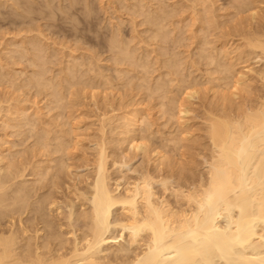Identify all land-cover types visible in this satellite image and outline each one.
Here are the masks:
<instances>
[{
  "label": "bare ground",
  "instance_id": "1",
  "mask_svg": "<svg viewBox=\"0 0 264 264\" xmlns=\"http://www.w3.org/2000/svg\"><path fill=\"white\" fill-rule=\"evenodd\" d=\"M19 1H21V0H19ZM19 1H18V6H19ZM180 1L182 2V0H180ZM195 1H194V3H195ZM230 1H232L231 4L234 7L233 9L234 10L236 9L238 14H239V12L240 13L245 12L244 10L246 8H249L250 11H252V8H250L252 6L251 3H253V5L255 7H257L254 3L257 0H254V2L251 0H230ZM258 1H262V0H258ZM12 2L15 3L16 0H14V1L12 0ZM71 2H74V1L72 0ZM153 2H155V1H153ZM156 2H157V0H156ZM159 2H160V0L157 2V4ZM161 2H162V0H161ZM181 2L179 3L180 5H181ZM203 2H201V0H200V4H199L200 8L202 7V5H204V4H202ZM263 2H264V0H263ZM194 3L192 0V4H194ZM214 3H212V4H214ZM217 3H215V4H217ZM136 4L137 3L133 4V6ZM190 4H191V0H190ZM231 4H229V7ZM256 4H258V2ZM261 4H262V2H261ZM76 5H77V1H76ZM144 5L142 8H145L146 5L148 7L150 6L149 4H146L145 6ZM70 6L72 7V3L70 4ZM86 6H87V4L85 5V8H86ZM154 6H157V7H155V9L157 8L158 10H160L159 9L160 6H159V8H158V5H154ZM164 6H165V4L164 5L161 4L162 9L160 10V13H162L163 8H164V10L166 9V7H164ZM169 6H170V4H169ZM173 6H175L174 2H173ZM16 7H17V4H16ZM22 7H24V5ZM27 7H30V5H27ZM71 7H69V8H71ZM89 7H90V5H89ZM128 7H130L129 4H128ZM151 7H152V5H151ZM177 7L175 10H178L179 7H181V6H179L178 9H177ZM194 7H196V5L193 6V9L191 8L192 11L194 10V13L198 11V13H199L200 8H199V10L197 9V11H195ZM197 7H198V4H197ZM214 7H213V9H214ZM255 7H253V8H255ZM135 8H136V6H135ZM168 8L170 9V7H167V9ZM138 9L139 8H137V10ZM146 9H148V8L146 7ZM149 9H151V8H149ZM149 9H148V11L146 10L145 13H144L145 9L141 10V11H143V15H145L146 13L148 14ZM224 9H225V7L223 8V11H224ZM259 9H261L260 5H259V8L257 7L258 12H260ZM24 10H25V8H24ZM59 10L61 11L62 9L59 8ZM73 10H74V8H73ZM89 10H90V8L88 9V11ZM134 10H136V9H134ZM203 10H204V7H203ZM209 10H211V9H209ZM216 10L217 9H215V14H217ZM221 10H222V8H221ZM255 10H256V8H255ZM32 11H33V9H32ZM36 11H37V9H36ZM48 11H49V9H48ZM132 11H133V9H132ZM226 11L228 12L227 8H226ZM229 11H231V10H229ZM246 11H247V9H246ZM22 12H23V10H22ZM63 12H64V10H63ZM79 12H80V10H79ZM138 12H140V11H138ZM156 12H157V10L156 11L154 10L155 14H152V16H151V13H153V11H151V13L149 12V14H150L149 17L151 16V19L149 18L145 21H148V22L152 21V24L157 22L156 27L157 28L159 27V30H160L159 32H157V34H158L161 32V27L164 24H165L164 30L167 28L166 27L168 25L167 22H169L167 15L169 14V12H170V14H172V12H171V9L168 13L166 10L165 13H167V15L165 16V18L167 17V20H166L167 22L164 21L165 23L163 22V20H165V18H164L165 14L162 17V14L160 15L158 12L157 13ZM188 12H189V10H188ZM205 12L206 11L204 10L202 14H199V15L197 14L198 17H201V16L203 17L205 15ZM227 12H225V13L227 14ZM57 13H59V12H57ZM83 13H84V11H83ZM85 13H86V11H85ZM91 13H90V15H91ZM212 13H214V11H212ZM234 13H236V12H234ZM246 13H247V18H248V12H246ZM254 13L256 14L257 11ZM262 13H264V12H262ZM23 14H24V12H23ZM25 14H27V13L25 12ZM147 14H146L145 19L148 18ZM175 14H176V12H175ZM191 14L193 15V13H191ZM208 14L211 15L210 13H208ZM250 14H249V16H251V18L253 19L252 22L255 21L254 19H258V22L261 23L259 21V17L261 16L260 13H259V15H260L259 17H257L258 13H257V15H255V14H252L250 12ZM173 15H174V12H173L171 18H173ZM244 15H242V17ZM262 15L263 16H261L260 19H263L262 21H264V14H262ZM88 16H89V13H88ZM211 16H212V18L208 17L209 19H207V20L205 19V17L204 18L201 17L203 20L200 19L199 21L202 20L205 22V20H206L209 22V21H212V20L218 18V17L214 18L213 15H211ZM237 16H234L233 18H235ZM255 16H256V18H255ZM23 17H25V16H23ZM50 17H51V14H50ZM198 17H194V18H197V20H198ZM229 17H230V14H229ZM221 18H224V17H221ZM233 18H231V20H230L231 22H233ZM237 18L235 20L236 22H237ZM34 19L35 18H33V20ZM50 19H52V18H50ZM228 19H230V18H228ZM238 19H240V18H238ZM224 20H225V18H224ZM192 21H194V20L192 19ZM202 21H201V24L204 25L203 27L209 26V24H207V26H206L205 25L206 22L204 23ZM240 21H242V20L240 19ZM179 22H181V21H179ZM195 22L196 21H194V23ZM222 22H220V24H219L220 27L222 26V24H221ZM250 22H251V19H250ZM256 22H257V20H256ZM160 23H162V24H160ZM209 23L211 24L212 22H209ZM215 23H217V22H215ZM243 23H241V24H243ZM158 24H159V26H158ZM245 24H246V22H245ZM245 24L241 25V28L244 27ZM247 24H248V25H246L247 30L244 29L245 31H243V29H241V28H240L241 30L240 29L238 30L240 22H239V25L237 24L238 33L240 31L241 33H239V35H240V37L241 36H243V37H241V39L239 38V42H242V43L240 44L238 42L239 45L236 46V49L233 48L232 51L231 50L228 51L229 46H227L228 50H225L226 49V46H225L226 43L225 42H227V41L224 42L225 38L223 39V42H224L223 44H225L224 45V51H223V54H222V51L220 53L224 57L221 56L220 58H222V60L225 59V61L227 58V60H229V61H226V63L228 62V64H225V62H224V65L222 62L220 67H223L224 70H222V68H221V70L219 72H220V74L223 72H225V73L228 72V75H224L225 74L224 73V74H222L223 76H221L218 72V74L220 76L218 75L217 77H215L213 74V76H211V77H214L213 80L214 81L216 80V83L218 81L219 84H220V80H223L221 82L225 81V83L221 84V87H222V85L224 87V84H225L226 88L224 87L223 89H221L219 87L218 83H217L218 87H216L215 85H214V87L210 86L211 89L212 88L214 89V92L217 88L221 89V90L219 89L220 91H222L221 94H220V91H218V90L217 91L220 95V99H218V100L222 101V103L220 102L221 105H218V107L221 106L220 108H215L214 110L210 111L208 113L209 114L208 118L206 117L207 120H205V121L208 122L207 128L205 126V128L207 129L205 132L206 133L205 136H206V140H207L206 144H205L206 147L204 150H202L201 153L199 152L200 151L199 148H198V150H199L198 153H197V149H195L196 153H197L196 156L194 154H193L194 156L191 155L192 153L189 152L191 150L190 147H189L190 150L188 152L185 151L186 148L183 150V148L185 146L188 147V145H186V143H185V145L183 143H182L183 145L181 144L183 146L182 150H181V148H178L177 143H178V145L180 144L179 142L181 140L179 141V138L182 137L180 132H179V134L181 137H179V134L176 133L178 135V137H176L177 135L175 137L178 139L175 140V138H173L175 142H174V150H171L172 152L168 151V149L165 150L164 148H163L164 150L163 149L159 150L158 149L159 147L157 145L156 146L158 148H156V149L149 150V147L147 149V146H149L148 144L151 141H149V143H148L146 141L147 138H145V136H146V134H148L149 136L148 135L147 136L151 137L150 134H152V133H150V132L144 133L142 131L140 132V130L138 128H139L140 124L142 127L143 123H141V122L146 123V121H148L147 123H149L150 125L151 124L154 125V123H150L151 118L148 119V117L146 116L147 117V120H146L145 115L139 113L140 112V110L138 108L139 107V102H138L139 97L137 98L138 103H136V101L134 100L135 98L133 99V96L130 95V93H129V95L132 96V99L135 101V104H137L138 107L135 105V108L138 109L139 112L136 113L134 111V113H132V111H133V107L131 106L132 104L128 105L132 108V111L130 109L131 115H129V117L128 116L123 117L124 115L122 117L121 116L115 117V119L117 118L118 121L119 120L123 121L121 124H120V122H118L119 125H116V126H113V124H112L115 122V120H114V117H110L111 115L108 114L109 110L106 112L109 116L102 112V114H103L101 116L102 118L98 115V113H96L95 117L99 116L98 118H101V123L98 121L99 126L96 125L97 127H100L99 132L101 130L100 134H97V137L94 138L96 143L93 141V138H91L92 144H93V142L95 143L94 151L96 150L95 151L96 155L94 157H92V151H93V149H92L93 147H92L91 148L92 149L91 156H89V158L90 159L94 158V159L92 160V162H90L91 166H83L84 169L86 167H88V168L91 167L88 169L89 171L88 170H87V172H81V171L78 172L77 171V172H75V174H73V171H75V169L81 170V168H82L79 165V169L75 168L76 167L75 166L74 167L75 169L73 171L71 170V169H73V167L71 165L73 163V161H71V160L74 159V156L72 154L74 153V155H75V153H76L75 151H78L80 149V147H81V149L84 148L80 145H83L82 140H83V142H85V140L82 139V137L84 138L85 136L83 135L81 137L79 134L80 133L79 131L81 130L84 132L85 128H89V127L92 128V125L90 126V124H89L88 125L89 127L86 126L83 128L84 129L83 130V129H81V126H76V125L73 126L72 122H71L72 125L69 123L71 125L70 126L68 124V121L65 120V121H62L64 123H62L60 121L63 124V126L59 125L60 122L58 123V125L60 127L62 126L61 129L58 128L57 131H53L51 129V123L48 124L44 120H41L43 122V126L34 128V125H33L34 123H33L32 114H31L32 111L28 112L31 110L30 108H28V111L25 109L27 107V105H29V102L27 101V99L23 98L24 92L22 93V98L24 99V102L23 103L21 102V103L23 105L25 103V100H26V102L28 104L25 103V105H26L25 108L20 107L19 106L20 103L15 104L17 106H14L13 103L14 102L16 103V101H13L12 104H9L10 101L9 102L7 101V103L9 104L8 105L7 103H5L4 98L2 97V96H4V94L1 95L3 100H0V124L1 123L5 124V126L2 125V127L4 128L3 130L5 131V127H6V125H8V129H9V127H12V129L10 128V131L13 130V128H15V129L17 128L19 131L22 128L23 131H21V133L24 134L27 130H29L28 126L29 127L31 126L30 127L32 129L31 133L33 132L31 137H36V138H35V140H33L34 144H31L30 152L28 149V154H27V149L25 150L26 153L23 152V155H21V153H19V149H16V152H14V153L15 154L19 153L20 155L18 154V156H20V157L16 160L14 159L15 161L10 159V155H9V154H11V152L9 153V150L12 148L11 147L12 145L8 146L7 152L9 154L7 156V155H5L6 153H4L6 151V149L4 151L2 144H1L2 149L0 148V264H215L216 258H223V259H225V261H227L228 264H264V68L258 69L260 71L257 70L261 75L262 84H260V85H261L262 89H261V87L258 89V90H260V89L261 90L258 93L256 92L257 93L256 95L254 94L255 97H253V94H252V89H253L252 82L253 81H250L251 84L249 83V79H251V78L244 77L246 75V73L242 69H240V70L238 69L239 72L236 71L237 69L234 70L236 60L240 61L241 59L250 58L252 55H253V58H257L259 60L258 61L255 59L256 61L264 62V22L261 23L262 24L261 26L259 25L260 27L257 26V28L254 27L253 29L249 28V27L253 26L252 24H251V26H249V22ZM149 25H150V23H149ZM188 25H189V23H187L186 27ZM191 25H192V23H191ZM153 26H155V25H153ZM153 26H152V28H154ZM211 26H213V23ZM218 26H216V27H218ZM224 26H225V24H224ZM37 27H38V25H37ZM234 27H236V25H234ZM35 29L36 28H34V30ZM175 29H173L174 31L172 33L175 32ZM209 29L210 28H208V31H210ZM231 29H233V28L231 27L230 30ZM162 30H163V28H162ZM183 30H182V32H183ZM217 30H218V28H217ZM228 30L226 31L227 32L226 34L230 35L231 32L229 33ZM30 31H31V29H30ZM50 31H51V28H50ZM115 31H116V29H115ZM118 31H119V28H118ZM120 31H122V29ZM26 32H28V31H26ZM36 32H38V31H36ZM40 32H42V30H40ZM20 33H22V31ZM33 33H34V31H33ZM153 33H152L151 37H153ZM155 33H154V37L156 36L155 38H157L158 35H156ZM208 33L209 32H207V35H208ZM214 33H216V32H214ZM236 33H237V31H236ZM27 34H30V33H27ZM110 34L112 35V32ZM119 34H120L119 32L117 34H113L114 36H113L112 40L109 39L111 37V36H109L108 39L111 40V42H110V45L107 46V48L111 49V51L113 49L118 51V49H116V48H121V50H122V52H120V51L116 52L115 54L116 55L119 54V57H115L116 56L115 55L114 56L115 60L111 61L112 62L111 65L114 66V69H112V70H114L115 73L117 72V75L115 74V76H117L118 78L120 76V72H118V71L122 69V67H120L119 70L117 69L118 65L120 64V61L123 63V61L126 60L125 58L127 56L131 55L130 51H129V47H130V50H132V47L130 46L129 43H127L129 45L128 48H126L127 46L125 47L126 43H124V46H123V44H122L123 35L121 36V38H122V41H121L118 37ZM168 34H169V32H168ZM203 34H204V32H203ZM39 35L41 37V34H39ZM43 35H42L43 36L42 40H44V37H45V34H43ZM202 35H199V37H198L195 34V36H197V38H200V39H201ZM191 36H190V38H191ZM204 36H206V34H204ZM209 37L212 40L213 36L212 37L209 36ZM226 37H229V36H226ZM26 38H27V36H26ZM158 38L160 39V36ZM161 38L163 40L166 39V41H167V38H169L167 35V30L165 31V33H162ZM213 38H215V37H213ZM220 38L222 39L221 36H220ZM221 39L217 40V38H216L217 41H221ZM234 39H235V37L233 38V40L231 37V40L235 42ZM39 40H41V39L39 38ZM133 40H134V38H133ZM133 40L130 39V43ZM150 40H152V39H150ZM153 40H156V39H153ZM207 40H209V39H207ZM20 41H22V40H20ZM37 41L38 40H36L35 36L32 38V40L30 38V42L33 45V47L28 43L29 44L28 46H31V48L30 47L28 48V49H30L28 51H27V48L24 47L27 45H24V43H23L24 41H23L20 44V46L22 47V44H23L24 49L20 48V50L23 49V51H24L26 49V51H24L23 55L25 56V53L28 52L27 55L29 56V54H30L29 57H31V52H32L33 53L32 59H30V60L27 59L26 61L30 62L29 65H31V67L33 65H35V66H38L39 68H41V70H42V67H44V70H43V72L42 71L39 72L40 70L38 72L37 71L34 72L35 68H37V67L34 68V66H33L34 71L32 70V72H31L33 74H30L31 77H33V78L30 77L31 79L29 78L30 81H28L26 79L27 77L26 78L24 77L26 82L21 81V83H20V81H19L20 84H18L17 86L20 88V85L22 84L21 88H25V86L28 87V85H29V86H33L32 90L35 87V89H37V91L39 90L38 88H40V89L43 88V91H46L45 90L46 87L53 84V92L52 93L50 92L51 94L49 93L50 95H52V97H51L52 99L50 100V104L52 106L51 102H53V104H55V102H56V104L61 102V105H62L63 102L65 103L64 99H66V95H64V93H66L67 91L65 92L64 87H62L64 89V90H62V88L58 85V81L60 82L62 79L64 80V78H65L64 83L66 81L67 83L70 84V86L72 85L71 87H73V86L75 87V86H77L76 84H78V86H79L80 84L83 83V82L82 83L78 82L79 80H76V79H78V77H79L80 80H82L84 77L82 78L81 76L77 75V73L79 71H76V68H75V70H74V68H73V70H72V68H70V67H72V65H69V64L74 63L75 62V59H74V62L68 61L69 62V64H68L69 65V69H68L69 72L67 74L65 73V72H67V69L65 70V72H64V70L62 71L60 69V71L62 73V74L60 73V76L63 74L65 76L63 75L64 78H62V79L60 78L61 80H58L56 82L57 85L54 84L55 82H53L54 81L53 78L57 75H54V77L51 76V79L49 78L50 80L47 79L46 76L48 74L50 75V72L52 71L50 69H49L50 71L49 70L47 71V68H49L48 66H50V68L52 69L51 65L54 64V63H52L53 61H51V59H49V57L51 58L53 56L47 57L46 55H51V53L48 54L49 51L46 50L47 53L44 54L43 49L40 48V47H44L43 45L45 44V42L43 41L44 42L43 45L41 44V46L38 48ZM124 41H126V40L124 39ZM127 41L129 42V40H127ZM168 41H169V39H168ZM205 41H206V39H205ZM205 41H204V44H205ZM213 41H215V40H213ZM54 42L56 43V41H54ZM141 42H140V44H141ZM175 42H176V40H175ZM39 43H41V42L39 41ZM150 43H151V41H150ZM218 43H221V42H218ZM228 43H229V41H228ZM36 44H37V46H36ZM148 44H149V42H148ZM170 44H171V42H170ZM206 44H207V42H206ZM211 44H212V42H211ZM211 44H208L205 46L207 47L210 45V48H211ZM230 44H231V42H230ZM17 45H19V44H17ZM161 45L163 46V43L160 44V46ZM213 45H215V43L212 44V47H213ZM46 46H47V42H46ZM173 46H174V44L172 45V47ZM181 46H183V44ZM201 46H204V45H201ZM216 46H217V43H216ZM234 46H235V44H234ZM168 47H170V45H168ZM4 48H5V46H4ZM135 48H136V46H135ZM135 48L133 47V50ZM178 48H179V46H178ZM217 48L215 47L216 51H217ZM222 48H223V46H222ZM17 49H19L18 46H17L16 50ZM32 49H34V50L31 51ZM48 49H49V46H48ZM140 49L141 48H139V50ZM150 49L153 50V48H150ZM219 49H218V52H219ZM16 50H14L15 53H17V52L19 53V51L16 52ZM133 50L131 51V53L132 52L134 53V51H135V53H137V51H136L137 49L134 51ZM156 50H157V48H156ZM202 50H203V48L200 50V52L198 50V53H201ZM206 50H205V53L202 52L201 54H199L200 57L197 54L196 55L197 58L198 57L201 58V56L203 54H206ZM211 50H213L212 52H215L214 48H211ZM12 51H13V49H12ZM12 51H11V53L10 52L9 53L12 54L13 53ZM29 51H31V52L29 53ZM208 51H210L209 48H208ZM71 52H73V51H71ZM90 52L93 53L92 50L89 51L88 53H90ZM120 53H121V56H120ZM146 53H148V51ZM159 53L161 55V51H159ZM159 53H157L158 56H159ZM164 53H165V51H164ZM216 53L214 54V56L216 55ZM234 53H236V55H235L236 60L234 59V55H233V57L231 56ZM107 54H108V52H107ZM168 54H170V53H168ZM208 54L209 53H207V55ZM23 55L21 52V59H18L20 56L18 57V55H17V57H18L16 59L17 64H15V65H19L18 61L22 60ZM139 55L140 54H138V56ZM142 55H143V59H140V61H144V63H145V60H147V62H149L147 59L148 55H146V59L144 58L145 55L144 54H142ZM164 55L162 53V57H160V58H162V60H165V58H166V57H164ZM219 55L220 54H218V60H219ZM136 56H137V54H136ZM171 56H173V55L171 54ZM171 56H170V58H171ZM196 56L194 55V57H196ZM67 57H68V55H67ZM97 57H98V55H97ZM114 57H112V58L114 59ZM134 57H135V55H134ZM157 57H155V58L157 59ZM176 57L178 58L177 55H176ZM180 57H181V55H180ZM205 57H206V55H205ZM26 58H27V56H26ZM47 58L49 59L50 62L45 69V66L48 63ZM88 58H89V56H88ZM93 58L94 57H92V59H89V60H93ZM100 58H101V56H100ZM100 58H98V61ZM109 58H111V56ZM177 58H176V60H177ZM156 59H154V60H156ZM172 59H173V57L171 58L170 61H172ZM180 59L181 58H179L178 64L176 63L177 66L174 64V60H173L172 64L174 65V67L176 66L177 68H178V65H180V67L182 66V69H183L184 64L181 65L180 62L183 61L184 59H182V60H180ZM208 59H209V61H208ZM76 60L78 62L79 59H76ZM89 60H88V63L90 64ZM96 60H97V58H96ZM131 60L134 61L133 64L135 63L134 64L135 68H133V70H137L138 67L136 68V65H137L138 59L136 60L135 58L133 59L132 57H130V61H128V58H127L126 62H128V65H129V63H131ZM135 60H136V62H135ZM154 60L152 62H149V63L153 64ZM159 60H158V62H159ZM176 60H175V62H176ZM215 60L216 59L213 58V55H211V52H210L209 56L206 57V60L203 58V61H206V62L208 61V63H203V64H212ZM218 60H216V62ZM233 60L235 62H233ZM165 61L167 62V60H165ZM186 61H183V63H186ZM239 61H237V64ZM248 61H250V59ZM86 62L87 61H85V64H86ZM107 62L109 63V61H107ZM113 62L116 64L114 65ZM229 62H230V64H229ZM65 63H66V65H65ZM65 63L63 65L68 66L67 62H65ZM93 63H94V61L92 62V64ZM97 63H99V62L96 61V65H97ZM100 63H102L101 59H100ZM122 63H121V66H123ZM159 63H161V62H159ZM189 63L191 65L193 64V63H191V60ZM240 63H242V62H240ZM138 64H140L139 60H138ZM162 64H163V62H162ZM217 64H216V66H218ZM77 65H78V67L79 66L83 67L84 64L81 66L80 63L79 64L77 63ZM77 65L75 63V65H73V67H76ZM107 65H106V68H107ZM125 65H126V63H124V66ZM156 65L153 64V67ZM169 65H171V64H169ZM245 65H246V62H245ZM65 66H64V68H65ZM85 66L87 67V65H85ZM98 66L99 65H97V67H96L94 64V65H92V68H94L96 70V69H98ZM100 66H101V64H100ZM100 66H99V71L101 72ZM129 66H127V68ZM138 66H140V65H138ZM151 66L152 65H150V68H151ZM165 66H166V64H164V66H162V68L165 69L166 68ZM209 66L210 65H208V67ZM216 66H214L213 69H212V67L210 68V69H212V70H210L211 73H217L215 71ZM78 67H77V70H78ZM146 67H147V70H145L146 68L144 69V67L142 65L141 70L144 69L145 71L148 72V69H150V68H148L149 66H146ZM159 67H160V64H159ZM193 67H195V64ZM263 67H264V63H263ZM28 68H30V67H28ZM92 68H91V70L90 69L89 70L87 69V70L91 71L92 74H95V71H94V69L92 70ZM108 68H110V67H108ZM130 68L132 69V67H129V71H130ZM172 68L173 67H171V70L173 71L174 68L173 69ZM184 68L185 69H183V70L181 69V71H183L182 72L183 75H184V72L186 70V67H184ZM248 69H247V71L249 72L250 69L249 70ZM254 69L255 68H252L250 73H252V71H253V74H254V71L256 72V70H254ZM12 70H14V69H12ZM20 70H26V68L25 69L21 68ZM165 70H167V69H165ZM178 70H179V68H178ZM207 70H209V69H207ZM213 70H214V72H213ZM241 70L244 72H241ZM14 71H13V75L10 76V79H11V77L14 78V73H15ZM85 71L83 72L84 74H85ZM99 71H97V72H99ZM123 71H125V70H123ZM156 71H158V69ZM172 71L171 72L168 71L165 78H167L168 73L170 74V76L172 74L173 76L171 77L169 83H171V86H172L173 82L175 83L176 82L175 80H177V86H176V83H175V86L177 87L176 89H178V87H179L178 83L179 82H178V79H176L177 75L175 76L176 78H174L175 80L173 79V82H171L172 78L175 75V74H173ZM187 71H188V69H187ZM210 71L205 72L206 75H208V74L210 75ZM19 72L23 73V71H19ZM47 72H48V74H47ZM121 72H122V70H121ZM125 72H122L121 75ZM248 72H247V75H248ZM25 73L27 74V71ZM25 73H24V75H25ZM88 73H90V72H88ZM101 73H102V75H101V77H102L104 73L103 72H101ZM128 73H130V72H128ZM165 73H166V71H165ZM259 73H256L257 74L256 77L259 75ZM0 74H2L4 76V80H5V76L6 77L8 76L6 74L4 75L3 73H1V71H0ZM45 74H47V75H45ZM84 74H82V76H84ZM126 74H127V72H126ZM147 74L144 73L145 76ZM180 74H181V72H180ZM192 74H193V72H192ZM16 75H17V73H16ZM51 75H52V72H51ZM86 75H87V73H86ZM98 75L100 76V73ZM98 75H97V73H96V76L94 75L95 77H94L93 81H95V78L98 79L97 78ZM108 75H109V73H107V77L106 76H104V77L109 79ZM162 75L163 74L161 73V75H160L161 77L158 76L159 80H156L157 82L158 81L160 82L161 79H164V75L163 76ZM209 75L207 77H209V81H210ZM249 75L248 76L251 77V74H249ZM21 76L23 77V74ZM60 76H58V77H60ZM127 76H128V74L126 75V77ZM139 76H141L142 77L141 79L143 80L142 72H141V75H139ZM58 77L55 78V81H56V79H58ZM91 77L93 78V75ZM101 77H99V78H101ZM104 77H103V79H105ZM123 77H124V75H123ZM256 77L253 76L254 79ZM19 78H21L20 74H19L18 79ZM24 78H23V80H24ZM92 78H89V76H88L87 81H85L86 78L84 79V81H85L84 85L86 86V90H85L84 85H81V87L79 86L80 90L83 89L84 91H86V92H83V96L82 95L80 96L82 100H83V97H86L84 94L87 93L89 95L88 92L91 91V89L89 88L88 85H90V87H91L90 83L92 82ZM120 78H121V76H120ZM133 78L134 77H132V79ZM148 78H149V76H148ZM180 78H181V76L179 77V79ZM184 78H185V75H184ZM194 78H196V75ZM8 79H9V77H8ZM16 79H14V80H15V83L17 84L18 79L17 80ZM74 79L77 82H73ZM88 79H91V81H88ZM108 79L105 80V82L107 81V84L104 85L105 88L107 87L108 82L110 81V79L109 80ZM136 79H137V77H136ZM152 79H154V78H152ZM185 79L190 80L188 76ZM191 79L193 80L192 76H191ZM133 80H132V82H133ZM142 80H141V82L143 83ZM145 80H147V79H145ZM184 80L183 81L181 79L179 80L182 82L181 84H183L185 82L183 84L184 86L182 85L184 91L181 90L182 86L179 87V88H181L180 93L181 92L186 93V94H184V95H186V98L184 100L182 99L183 101H185L187 99V92L186 91H188V98H190L191 96L193 98V96L195 94H198V95L200 94L199 90H200V88H201L200 86L202 84L205 86L208 83H210V82H207L208 80H205L207 82V84H205V82L204 83L202 82V84L200 85V83L198 82L199 79L198 80L196 79L198 82V87L195 85L197 82H194V84H193L194 87L195 88L197 87V89H195L194 87L192 88L193 85L191 84V82L193 83V81H190L189 82L190 85H189ZM259 80H260V78H259ZM118 81H120V80H118ZM130 81H131L130 79H129V81L127 80V84H125V85L132 87V85H130L132 82L130 84H128ZM149 81L151 82V78ZM12 82H14V81L12 80ZM12 82H11V84H13ZM105 82L103 80V84H105ZM211 82H212V79H211ZM23 83H28V84H25V86H23ZM31 83H32V85H31ZM61 83H62V85H64L63 82H61ZM61 83H60V85H61ZM110 83L113 85L112 81ZM110 83H109L107 88H109L111 90V87H112L111 91L117 90L116 89L117 85L115 88V87L111 86ZM135 83H134V85L137 86V84H135ZM138 83L140 84V81ZM152 83L153 82H151V86H152ZM214 83L215 82H213V84ZM92 84H93V88H94V85L96 86V90L95 89L92 90L93 92H91L90 96L93 97L94 100H96L97 94H98V96L101 94V93H99L100 88L97 90V87H100L103 84L100 86H98L99 84H94V82H92ZM123 84H124V82H123ZM185 84L186 85L188 84L187 87L190 86V88H192L191 92H189L190 88L185 90L186 89V88H184L186 86ZM210 84L212 85V83H210ZM14 85L15 84H13L10 87L13 88ZM125 85H124V87H125ZM165 85L167 86L168 83H165ZM165 85H163V87ZM66 86H67V84H66ZM78 86H77V88H78ZM104 86H102V87L105 90ZM109 86H111V87H109ZM119 86H122V85H119ZM140 86H141V84H140ZM140 86H138V87H140ZM153 86L149 87V88L147 86V88L144 89V93H145L146 89L149 90L150 88H152L151 92L154 93L157 88H155V90L153 92ZM36 87H38V88H36ZM68 87H69V85H68ZM71 87H69L68 90L74 89L73 92L74 93L77 92V89L75 90V88H71ZM142 87H143V84H142ZM163 87H161V88H163ZM87 88H89V89L87 90ZM107 88L104 92L102 90L103 93H105V92L107 94L109 93L108 95L105 93L104 97L102 96L103 100L100 96L101 100H99V101H102V103H104L106 101L109 102V100L112 99L111 98L112 95L114 94V92H110ZM136 88H135V90H136ZM254 88L256 89V86ZM25 89H27V88H25ZM130 89H132V88H130ZM193 89H195V90H193ZM211 89L209 88V90H211ZM213 89L211 90L212 92H213ZM16 90H17V88L14 89L15 92H16ZM32 90L30 89L29 92ZM166 90H167V92H166ZM166 90H165V92L168 94V92H170L172 89L170 91H168L169 89L167 87ZM17 91H19V90H17ZM37 91H36V93H38ZM43 91H42V89L39 91L40 95L43 94L42 93ZM49 91H51V89H49ZM49 91H47V92H49ZM97 91H98V93L95 94ZM119 91L121 92V89ZM119 91H118V93L115 92V94L117 96H122L119 94ZM127 91L125 93H127ZM158 91H159V87H158ZM163 91H164V89H163ZM217 91H216V93H217ZM73 92H72L73 98L72 97L70 98L71 91H69L66 100H68V97H69V99L76 101L75 95H77V93L74 95ZM133 92H134V89H133ZM159 92H161V91H159ZM159 92L157 93L158 95H159ZM172 92H173V90H172ZM172 92H170V93L172 94ZM6 93H7V91L5 92V96H7ZM9 93H8V95H9ZM27 93L28 92H26V95H27ZM92 93H93V96H92ZM14 94L15 93H12V98H13ZM80 94H82V93H80ZM115 94H114V96H115ZM157 94H155V96H158ZM160 94H161V96H163L162 95L163 93H160ZM176 94H178V93L176 92ZM181 94H183V93H181ZM19 95H21V94H18V96ZM136 95H139L138 92ZM143 95L146 96V94H143ZM150 95H151V93H150ZM172 95H174V94H172ZM184 95H182V96H184ZM18 96H17V99L19 100ZM78 96L79 95H77V97ZM126 96L128 97V95H126ZM161 96L159 97V99L161 98ZM9 97H11V95ZM32 97H33V95H32ZM34 97H36L35 93H34ZM87 97H89V96H87ZM163 97L165 99V95ZM166 97H168V96L166 95ZM174 97H176V96L174 95L172 98L170 96V99H173V100H171V101L168 100V101H170V103L167 102V104H169L168 107H170V110L173 109V111H174V108L177 106L176 108H178V109L181 108V110L179 112L186 113V115H187L188 111H187L186 107L188 105L184 104V103H183L184 105L182 103H179V105H177V103H178L177 100L179 97L176 98L177 100H175ZM235 97H237V99H239V100L236 101ZM6 98H5V100H6ZM119 98H116V96H115V99H117V101L123 102L122 108H123V110H125L127 100L125 102L124 99L126 97H124V95H123L124 101L121 100L122 97L120 98V100H119ZM23 99H22V101H23ZM49 99H50V97L48 98V96H47V99L45 100L46 103L49 102ZM104 99H105V101H104ZM132 99L129 101L132 102ZM168 99H169V97H168ZM7 100H8V98H7ZM30 100H32V99H30ZM77 100H78L77 104H78V102H79V104L82 103V101L80 103V99H77ZM84 100H86V99H84ZM89 100H90L89 103H91V102L94 103L93 100L90 99V97H89ZM113 100H114V97H113ZM113 100H111V101H113ZM41 101H43V100H41ZM111 101L108 104L111 105ZM117 101H116V103H117ZM161 101L162 100H160V102ZM180 101L181 100H179V102ZM183 101H181V102H183ZM216 101H217V98H216ZM37 102H38V100H37ZM107 102L104 103L105 107L107 106L106 105ZM141 102H142V98H141ZM17 103H18V101H17ZM31 103H32V101H31ZM69 103H70V100H69L68 104ZM72 103H74V102L72 101ZM96 103H97V101L95 102V104ZM113 103L115 104V102H113ZM113 103H112V106H114ZM185 103H187V102H185ZM5 104H7L8 106L7 105L5 106ZM33 104H34V102H33ZM50 104H49L50 113L52 114L53 110L57 109V108H55V106H54V108L51 107ZM70 104H69V106H74L73 109L75 110L76 104L75 103H74V105H70ZM97 104L100 105V102ZM124 104H125V106H124ZM133 104H134V102H133ZM36 105H34V106H36ZM67 105H66V108L64 105V108H65V111L67 109L66 117H67V119L70 120L72 117H69V115L74 116V113H73V115H71L72 113L70 112L71 114L69 113V115H67L69 110L73 111V109L71 107H70L71 108L70 109ZM93 105H92V107H93ZM152 105H154V104H152ZM185 105H186V107H185ZM39 106H41V104ZM39 106H38V108H39ZM62 106H56V107H58V111H57L58 114H60L59 109ZM83 106L85 107V105H83ZM108 106L106 108H108ZM128 106H126V109H128ZM141 106H142V104H140V107ZM162 106L165 107V104L164 105L162 104ZM5 107H8V108H5ZM28 107H31V105ZM41 107H45V103H44V106H41ZM78 107H80V105L77 106V109H78ZM86 107H87V105H86ZM100 107H101V105H100ZM117 107L118 106H116L115 110H117ZM120 107L121 106L118 107L117 112H119ZM145 107H143V110H145ZM148 107H149V105H148ZM51 108H53V109H51ZM94 108H95V106H94ZM110 108H111L110 112L112 111L113 115H114L115 110L113 111L112 107H110ZM122 108H120V110H122ZM135 108H134V110H135ZM176 108H175V110H176ZM182 108H184V109H182ZM98 109H100V108L98 107ZM98 109L95 108V111ZM101 109H102V107H101ZM104 109H102V110H104ZM164 109L167 111L166 108H164ZM61 110H62V108H61ZM79 110H80V108H79ZM5 111H7V113L11 116L10 117L6 113V115L9 116L8 122H9L10 118H13V120H11V122L14 121V123L9 124L6 121L7 116L5 115ZM26 111H27V114L29 113V116H26L27 114L25 115ZM41 111H42V113H43V111L47 112V110H43L42 108H41ZM65 111L63 109L62 112H64V114H65ZM95 111H94V113H95ZM128 111H127V115H128ZM130 111H129V114H130ZM185 111H187V112H185ZM39 112H40V110H38L37 114H39L41 116L42 114H41V112L40 113ZM77 112L79 113V111H77ZM104 112H105V110H104ZM170 112H172V111H169V113ZM50 113H48V114L50 115ZM145 113H146V111H145ZM165 113L167 114L168 112H165ZM35 114L36 113H34L33 116H35ZM58 114L55 113V115L59 117ZM123 114H124V111H123ZM61 115H62V113H61ZM78 115H80V113ZM173 115H175V112L173 113ZM4 117H6V120L4 119ZM41 117H40V119H41ZM54 117L55 116H53V119H54ZM149 117H150V115H149ZM159 117H157V118L159 119ZM170 117L173 118V116H170ZM45 118L47 119L48 117L47 116L45 117V114H44V119ZM65 118H63V119H65ZM76 118H77L76 123L78 125L81 124L78 122V120H79L78 116ZM76 118H75V121H76ZM82 118L80 116V119H82ZM92 118H94V117H92ZM53 119H52V123H53ZM58 119L63 120L60 117L57 119L55 117V122ZM49 120L51 121V119H49ZM96 120H97V118H96ZM35 121H36V117H35ZM75 121H74V124H75ZM38 122H39V118H38ZM81 122L84 123L85 121L81 120ZM108 123H110L112 126V132L116 130L117 135H119V136L121 135V137L118 136L119 139H117L118 137H116L117 140L116 139H113V140L111 139V141L109 140V138H108L109 136L107 137V131H106L107 126H109ZM39 125H42V124H39ZM53 125H55V124H53ZM86 125H87V123H86ZM25 126H27V130H26ZM64 126H65V128H63ZM66 126H67V128H66ZM111 126H109L110 129L108 128V131L111 130ZM146 126H147V129H146V127H145V129L148 130L149 127L147 124H146ZM2 127L0 126V130L2 129ZM23 127H25L26 131L24 130ZM56 127H57V123H56ZM97 127H95L96 130H98ZM8 129H6V131ZM53 129H54V127H53ZM118 129H121V131L119 130V133L117 132ZM180 130H181V128H180ZM15 131L17 132V130H15ZM15 131H13V132L16 133ZM148 131H151V130L149 129ZM5 132L3 133V131H2L3 134H5ZM94 132L97 133V131H94ZM112 132L110 134L108 133V135H110V138H111ZM153 132H154V130H153ZM141 133H142V136H141ZM155 133L156 132H154V139H155ZM12 134H13L12 132H11V134L9 133V135L11 137H12ZM17 134H19V133H17ZM27 134L30 135V130L27 132ZM27 134L22 135V137H24V138L26 136V139H24L25 143H23V141L20 140L21 143H23V145L19 143L20 144V145H18L19 147H21V145L24 146L26 144L27 140L29 142L30 136H28ZM81 134H82V132H81ZM144 134H145V136H144ZM182 135H183V139H184L185 136H184V134H182ZM5 136H6V134H5ZM5 136L3 137L2 140L0 139V142H2L4 140V138H5V140H7V138H6L7 136L6 137ZM79 136H80V138H79ZM90 136H91V134H90ZM92 136H95V135H92ZM0 137H2V135ZM19 137H20V135H19ZM27 137H28V139H27ZM100 137H101V139H99ZM112 137H113V134H112ZM96 138L99 141H96ZM157 138H158V136H157ZM189 138L187 140L185 139V141H190ZM200 138L202 139V136ZM9 139H11V138H9ZM20 139H21V137H20ZM149 139L150 138H148V140ZM173 139L170 136V140L172 141L171 145L173 143ZM22 140H23V138H22ZM30 140H31V138H30ZM143 140H145L146 142H144ZM193 140H192V142H193ZM196 140L197 139H195L194 142H196ZM12 141H13V139H12ZM114 141H116V144L119 143L120 146H121V144H122V146H123V144H127L126 148L124 145L122 150L120 147V150H118L120 152L119 153L117 152L119 154V155L117 154V156L114 155L115 151L113 150L114 151L113 152V151H111V148H109V145L112 146V144H114ZM167 141L169 142V138ZM86 142H87V140H86ZM160 142L161 141H159V143ZM14 143H15V140H14ZM14 143H11V144H14ZM17 143H18V141H17ZM89 143H91V142H89ZM159 143H157V144H159ZM165 143H166V140H165ZM4 144L5 143H3V145ZM116 144H115V146H116ZM166 144H168V143H166ZM16 146H17V144H16ZM163 146H164V143H163ZM163 146L161 145L160 148ZM9 147H11V148L9 149ZM13 147L17 148V147H15V144L13 145ZM95 147H96V149H95ZM152 147L153 146L151 145V148ZM193 147H194V145H193ZM200 147H201V143H200ZM14 148H12V149H14ZM203 148L204 147H202V149ZM23 149H25V148H23ZM86 149H87V147H86ZM187 150H188V148H187ZM22 151H20V152H22ZM79 151L81 152V150H79ZM89 151H90V148H89ZM14 153H12L11 156ZM15 154H14V157L16 158L17 155H15ZM24 154H27L26 157H24L25 156ZM82 155H83V153H82ZM86 155H88V154H84L85 157H86ZM142 155L145 157L146 160H141V162H142L141 164L139 163V161H140L139 160L137 164L140 166L138 167L133 162H135ZM118 156H119V158H118ZM72 157H73V159H71ZM195 157H197V158L199 157L198 159L201 158V162L199 161V163H196L194 165L195 160H196V162H198L197 158H195ZM69 161H71V163H69ZM88 163H89V159H88ZM134 164L136 166H134ZM132 172L134 175L131 174ZM28 176L31 177V180L28 178ZM64 176H66L68 180H71V183H67L64 179L65 178ZM114 229H115V231L117 230V236H113L112 232H114ZM110 234H112V235H110ZM119 238H120V240L117 241V239H119ZM110 240L111 241L114 240L116 242H114V244H113V242H110Z\"/></svg>",
  "mask_w": 264,
  "mask_h": 264
},
{
  "label": "rangeland",
  "instance_id": "2",
  "mask_svg": "<svg viewBox=\"0 0 264 264\" xmlns=\"http://www.w3.org/2000/svg\"><path fill=\"white\" fill-rule=\"evenodd\" d=\"M14 1V0H13ZM18 1L19 0H16V4H17V7H16V4L14 3V2H12V0H0V71H1V73H3L4 75L6 74V75H8L7 77L5 76V80H4V76L2 75V74H0V97H1V95H3L4 94V96H2L3 98H4V101H5V103H7V101L9 102L10 101V103L9 104H12V102L13 101H16V103L14 102L13 103V105L14 106H17V105H15V104H19L20 103V107H23V108H25V103H27L26 102V100H25V103L22 105V103L24 102V99H27V101L29 102V105H27V107L25 108L27 111H28V108H30L31 110L30 111H28V112H31V114H32V119H33V125H34V128L35 127H40V126H43V122L41 121V120H44L45 122H47L48 124L49 123H51V129L53 130V131H57V129L59 128V129H61L62 128V126H63V124L62 123H64V122H62V121H65V120H67L68 121V124L70 123L71 125H72V123H73V126L74 125H76V126H81V129H83L84 127H86V126H88L89 124H90V126L92 125V128L91 127H89V128H85V130H84V132L83 131H79L80 133V136L82 137L83 135L85 136L84 138L82 137V139H84L85 140V142H83V140H82V144L83 145H80V146H82V147H84L83 149H81V147H80V149L79 150H81V152L78 150V151H75L76 153H75V155H74V153L72 154L73 156H74V159H73V157L71 158V159H73V160H71V161H73V163L71 164L72 165V167H73V169H71L72 171L75 169V168H78L79 169V165H80V167H82L81 168V170L79 169V170H76L75 169V171H73V174H75V172H87V170L89 169V168H91V167H86L85 169L83 168V166H91V163L90 162H92V160L94 159V158H89V156H91V151H92V149H93V151H92V157H94L96 154H95V151H94V146H95V140H94V138L95 137H97V134H100V132H101V130H100V132H99V128L100 127H97V126H99V122L101 123V116L103 115L102 114V112L104 113V114H107L106 112L109 110V113L108 114H110L111 116L110 117H114V120H115V122L114 123H112L113 124V126H116V125H119V123L118 122H120V124L123 122L122 120L120 121H118V119L116 118L115 119V117H117V116H123V117H126V116H128L129 117V115H131V111H132V108L130 107V106H128V105H131L132 107H133V111H132V113H134V111L136 112V113H138L139 111H138V109H136L135 108V105L137 106V104H135V101H136V103H138L139 102V110H140V114H144L145 115V118H146V120H147V117H148V119L149 118H151L150 119V123H154V125L153 124H149V123H147L148 121H146V123L145 122H141V123H143L142 124V127H141V124H140V126H139V130H140V132L142 131V132H144V133H152V134H150V136L151 137H148L149 135L148 134H146V136H145V134H144V136H145V138H147V142L149 143V141H151L148 145L149 146H147V149H148V147H149V150H152V149H156V148H158L159 150H161V149H165V150H167L168 149V151H170V152H172L171 150H174V139L173 138H175V140H177L178 138H176V137H178V135L176 134V133H178L179 134V132L181 133V136H180V134H179V137H181V138H179V145H178V143H177V146H178V148H181V150H182V148H183V144L185 145V143H186V145H188V147H184L183 148V150L185 149V151L186 152H188L189 150H190V148H191V150L189 151L190 153H192L191 155H197V153H198V151L201 153L202 152V150H204L205 149V144H206V136H205V132H206V128H207V126H208V122H206L205 120H207V118H208V116H209V112L210 111H212V110H214L215 108H220V107H218V105H221V103H222V101H220V100H218V99H220V95H219V93H218V91H220L221 89H223L224 87L226 88V86H225V84H224V87H223V85H222V87H221V84H223V83H225V81L224 82H221V81H223V80H220V84L218 83V81H217V83L219 84V87L221 88H217L216 90H215V92H214V89H213V92L211 91L212 89H211V87L213 86L214 87V85L216 86V87H218L217 86V83H216V80L214 81L213 80V78L214 77H211V76H213V74H214V76L215 77H217L219 74H220V70H221V68H222V70H224L223 69V67H220V65L222 64V62H223V65H224V62H225V64H228V62L226 63V61H229V60H227V58H226V61H225V59L224 60H222V58H220L221 56L222 57H224L222 54H223V51H224V45L225 44H223L225 41H227V42H225L226 43V49L225 50H228V47L227 46H229V50L228 51H232L233 50V48L234 49H236V46H238L239 45V43L241 44L242 42H239V38L241 39V37H243V36H241L240 37V35H239V33H241L240 31H239V33H238V30L241 28V25H243V24H245V22H246V24L244 25V27H242L241 29H243V31H245L244 29H246L247 30V26L246 25H248L247 23L249 22V26H251V24L253 25V26H251V27H249V28H257V26H261L262 24L261 23H263L264 21H262L263 19H260L261 18V16H263L262 14H264V13H262V12H264L263 10H264V2H263V0L262 1H255L254 2V0H251V1H253L254 3H255V5L259 8V5L261 6V9H259L260 10V12H258V10H257V7H255L254 5H253V3H251L252 4V6L250 7V8H252V11H250V9L249 8H246L247 9V11H246V9L244 10L245 12H242V13H240L239 12V14L237 13V11H236V9L234 10L233 8V5L231 4V2L232 1H230V0H213L215 3H217V4H215L212 0H201V2H203L202 4H204V5H202V7L200 8L199 7V4H200V0L198 1V0H193V3H194V1H195V3L194 4H192V0H191V4H190V0H182V2L180 1V0H162V2L165 4V6L164 7H166V9L164 10V8H163V10H162V13H160V10L162 9V7H161V4L162 5H164L162 2H161V0H160V4L158 3L157 4V2L159 1V0H157V2H156V0H73L74 2H71L72 0H21V1H19V6H18ZM33 1V2H32ZM48 1V2H47ZM76 1H77V5H76ZM143 1V2H142ZM153 1H155V2H153ZM210 1V2H209ZM212 1V2H211ZM217 1V2H216ZM63 4H62V3ZM83 4H82V3ZM88 2V3H87ZM90 2V3H89ZM153 2V3H152ZM173 2H174V5L175 6H173ZM181 2V5L179 4ZM197 2V3H196ZM208 2V3H207ZM228 2V3H227ZM258 2V4H256ZM261 2H262V4H261ZM24 3V4H23ZM35 3V4H34ZM72 3V7L70 6V4ZM135 3H137L136 5H134L133 6V4H135ZM167 3V4H166ZM212 3H214V4H212ZM24 5V7H22L23 5ZM30 5V7H27V5ZM33 4V5H32ZM48 4V5H47ZM61 4V5H60ZM87 4V6H86V8H85V5ZM128 4L130 5V7H128ZM146 4H149L150 6L148 7L147 5L145 6ZM158 5V8H159V6H160V10H158L157 8L155 9V7H157V6H154V5ZM169 4H170V6H169ZM184 4V5H183ZM197 4H198V7H197ZM229 4H231L230 5V7H229ZM89 5H90V7H89ZM94 5V6H93ZM126 5V6H125ZM141 5V6H140ZM143 5L145 6V8H142L143 7ZM151 5H152V7H151ZM194 5H196V7H194V9H195V11H197V9L199 10V8H200V12L198 13V11L197 12H195L194 13V10L192 11V9H193V6ZM208 5V6H207ZM222 5V6H221ZM263 5V6H262ZM49 6V7H48ZM60 6V7H59ZM62 6V7H61ZM81 6V7H80ZM125 6V7H124ZM135 6H136V8H135ZM140 6V7H139ZM173 8H172V7ZM179 6H181V7H179V9H178V7ZM186 6V7H185ZM215 6V7H214ZM220 6V7H219ZM225 7V9H224V11H223V8ZM232 6V7H231ZM20 7V8H19ZM22 7V8H21ZM27 7V8H26ZM37 7V8H36ZM40 7V8H39ZM69 7H71V8H69ZM134 7V8H133ZM146 7L149 9V8H151V9H149V12L151 13V11H153V13H151V16H152V14H155L154 13V10L156 11L157 10V12L161 15L162 14V17H163V15H164V18H165V16L167 15V13L170 11V9H171V12H172V14H173V12H174V15H173V18H171L172 17V14H170V12H169V14L167 15V17H168V21L170 22H167L166 20H167V17L165 18V20H163V22L165 21V22H167L168 23V25L166 26L167 28L164 30V27H165V24L161 27V32L162 33H165V31L167 30V35H168V37L169 38H167V41H168V39H169V41L167 42L166 41V39H162L161 37H162V33L160 34V33H158L157 34V32H159L160 30H159V27L157 28L156 27V23L157 22H155V23H153L152 24V21L150 22H148V21H145V20H147V19H151V16L149 17V12H148V14H147V17L148 18H146L145 19V17H146V14L145 15H143V11H141V10H144L145 9V11H144V13L146 12V10L148 11V9H146ZM167 7H170V9L168 8L167 9ZM176 7H177V9L178 10H175L176 9ZM203 7H204V10L206 11L205 12V15L202 17L201 15V17L202 18H204L205 17V19L207 20V19H209L210 17L212 18V16L211 15H213L214 16V18H217V19H214V20H212V21H209V22H212L213 23V26H211L212 25V23L210 24L208 21H206L205 20V22L204 21H202L203 19L201 18V17H198V15L199 14H202L203 13ZM211 7V8H210ZM213 7H214V9H213ZM217 7V8H216ZM253 7H255L256 8V10H255V8H253ZM24 8H25V10H24ZM53 8V9H52ZM59 8L60 9H62L61 11L59 10ZM69 8V9H68ZM73 8H74V10H73ZM90 8V10L88 11V9ZM137 8H139L138 10H137ZM192 8V9H191ZM211 9V10H209V9ZM220 8V9H219ZM221 8H222V10H221ZM226 8L228 9V12L226 11ZM263 8V9H262ZM16 9V10H15ZM23 10V12H24V14H23V12H22V10ZM32 9H33V11H32ZM36 9H37V11H36ZM48 9H49V11H48ZM131 9V10H130ZM132 9H133V11H132ZM134 9H136V10H134ZM173 9V10H172ZM213 9V10H212ZM215 9H217L216 10V12H217V14H215ZM249 9V10H248ZM254 9V10H253ZM18 10V11H17ZM43 10V11H42ZM56 10V11H55ZM63 10H64V12H63ZM79 10H80V12H79ZM166 10H167V13H165L166 12ZM188 10H189V12H188ZM229 10H231V11H229ZM21 11V12H20ZM32 11V12H31ZM47 11V12H46ZM83 11H84V13H83ZM85 11H86V13H85ZM96 11V12H95ZM137 11V12H136ZM138 11H140V12H138ZM212 11H214V13H212ZM220 11V12H219ZM223 13H222V12ZM256 12L257 11V13H258V15H257V13L255 14L254 12ZM16 12V13H15ZM25 12L27 13V14H25ZM57 12H59V13H57ZM82 12V13H81ZM92 12V13H91ZM156 12V13H157ZM175 12H176V14H175ZM180 12V13H179ZM219 12V13H218ZM225 12H227V14L225 13ZM234 12H236V13H234ZM246 12H248V18H247V13ZM250 12L252 13V14H255V15H257V17H259L260 15V17H259V21L261 22V23H259L258 22V19H254L255 21V23L257 24H255L254 22H252V18H251V16H249V14H250ZM20 13V14H19ZM22 13V14H21ZM32 13V14H31ZM34 13V14H33ZM38 13V14H37ZM56 13V14H55ZM88 13H89V16H88ZM90 13H91V15H90ZM142 13V14H141ZM178 13V14H177ZM191 13H193V15L191 14ZM207 13V14H206ZM208 13H210L211 15H209ZM233 13V14H232ZM246 13V14H245ZM259 13H260V15H259ZM262 13V14H261ZM29 14V15H28ZM50 14H51V17H50ZM64 14V15H63ZM141 14V15H140ZM198 14V15H197ZM229 14H230V17H229ZM245 14V15H244ZM20 15V16H19ZM60 15V16H59ZM196 15V16H195ZM218 15V16H217ZM237 16L238 18H240L242 21H240V19H238L237 17H235V18H233L234 16ZM242 15H244L243 17H242ZM251 15V14H250ZM23 16H25V17H23ZM42 16V17H41ZM56 16V17H55ZM183 16V17H182ZM224 17L225 18V20H224V18H221V17ZM170 17V18H169ZM176 17V18H175ZM194 17H198V20H197V18H194ZM209 17V18H208ZM250 17V18H249ZM9 18V19H8ZM25 18V19H24ZM27 18V19H26ZM33 18H35L34 20H33ZM50 18H52V19H50ZM175 18V19H174ZM220 18V19H219ZM228 18H230V19H228ZM231 18H233V22L236 20V18H237V22L235 21L234 23L233 22H231L230 20H231ZM244 18V19H243ZM255 18H256V16H255ZM31 19V20H30ZM76 19V20H75ZM82 19V20H81ZM171 19V20H170ZM192 19L194 20V21H196L195 23H194V21H192ZM200 19H202L201 21L202 22H204L205 23V25L207 26V24H209V26H207L208 28H210L209 30L210 31H208V28L207 27H203L204 25L203 24H201V21H199ZM219 19V20H218ZM247 19V20H246ZM250 19H251V22H250ZM20 20V21H19ZM51 20V21H50ZM191 20V21H190ZM217 20V21H216ZM249 20V21H248ZM256 20H257V22H256ZM15 21V22H14ZM145 21V22H144ZM179 21H181V22H179ZM217 22V23H215V22ZM224 23H223V22ZM227 21V22H226ZM29 22V23H28ZM53 22V23H52ZM144 22V23H143ZM164 22V23H165ZM220 22H222L221 24H222V28L220 27ZM229 22V23H228ZM239 22H240V25H239ZM244 22V23H243ZM22 23V24H21ZM24 23V24H23ZM72 23V24H71ZM149 23H150V25H149ZM187 23H189V25L186 27V25H187ZM191 23H192V25H191ZM233 23V24H232ZM241 23H243V24H241ZM75 24V25H74ZM77 24V25H76ZM160 24H162V23H160ZM178 24V25H177ZM186 24V25H185ZM224 24H225V26H224ZM229 26H228V25ZM237 24L239 25V27H238V30H237ZM29 25V26H28ZM37 25H38V27H37ZM153 25H155V26H153ZM218 26V27H216V26ZM234 25H236V27H234ZM152 26L154 27V28H152ZM158 26H159V24H158ZM185 28H184V27ZM228 28H227V27ZM233 28V29H231L230 30V28L231 27ZM259 26V27H260ZM45 27V28H44ZM54 27V28H53ZM176 29H175V28ZM180 27V28H179ZM205 29H203V28ZM216 27V28H215ZM34 28H36L35 30H34ZM50 28H51V31H50ZM75 28V29H74ZM118 28H119V31H118ZM156 28V29H155ZM162 28H163V30H162ZM178 28V29H177ZM182 28V29H181ZM217 28H218V30H217ZM26 29V30H25ZM30 29H31V31H30ZM39 29V30H38ZM46 29V30H45ZM115 29H116V31H115ZM122 29V31H120ZM158 29V30H157ZM169 29V30H168ZM173 29H175V32L174 33H172L174 30ZM181 29V30H180ZM184 29V30H183ZM203 31H202V30ZM229 29V30H228ZM240 29V30H241ZM40 30H42V32H40ZM178 30V31H177ZM182 30H183V32H182ZM213 30V31H212ZM228 30V32L230 33V35H228V34H226L227 31ZM22 31V33H20ZM26 31H28V32H26ZM33 31H34V33H33ZM36 31H38V32H36ZM115 33H114V32ZM156 33H155V32ZM194 31V32H193ZM198 31V32H197ZM202 31V32H201ZM236 31H237V33H236ZM112 32V35L110 34ZM120 33L119 35H118V37H119V39L122 41V38H121V36L123 35V42H122V44H123V46H124V43H126L125 44V47L126 48H128V44L127 43H129L130 44V46L132 47V50H133V47L135 48V46H136V48L134 49V50H136L137 51V53H135V51H134V53L132 54L131 53V51L132 50H130V47H129V51H130V54L131 55H129V56H127L125 59L126 60H124L123 61V63L120 61V64L118 65V67H117V69L119 70V68L120 67H122V72H127V74H128V76L126 77V72L125 73H123L122 75H121V70H119L118 72H120V76H121V78H120V76H119V78L117 77V76H115V74L117 75V72L115 73L114 72V70H112V69H114V66H112L111 65V61H114L115 60V57H119V54L118 55H116L115 53L116 52H118V51H120V52H122V50H121V48H116V49H118V51L117 50H115V49H113L112 51L114 52H112L111 51V49H108L107 48V46H109L110 45V42H111V40L113 39V34H117V33ZM122 32V33H121ZM156 34V35H158L157 36V38H155L154 37V33ZM168 32H169V34H168ZM180 32V33H179ZM200 32V33H199ZM203 32H204V34H206V36H204V34H203ZM207 32H209L208 33V35H207ZM214 32H216V33H214ZM221 32V33H220ZM20 33V34H19ZM27 33H30V34H27ZM77 33V34H76ZM151 33V34H150ZM152 33H153V37H151L152 36ZM213 33V34H212ZM39 34H41V37H40V35ZM43 34H45V37H44V40H42V38H43ZM81 34V35H80ZM160 34V35H159ZM177 34V35H176ZM179 34V35H178ZM195 34L199 37V35H202V37H201V39L200 38H197V36H195ZM211 34V35H210ZM17 35V36H16ZM19 35V36H18ZM32 35V36H31ZM39 35V36H38ZM43 35V36H42ZM136 37H135V36ZM192 35V36H191ZM194 35V36H193ZM215 35V36H214ZM26 36H27V38H26ZM35 36V38H36V40H38L37 41V43H38V48L41 46V44L43 45V43L45 42V44L43 45L44 47H40L41 49H43V52H44V54L45 53H47V51H49L48 52V54L49 53H51V55H46L47 57H49V56H53V57H49V59H51V61H53L52 63H54V64H52L51 65V67H52V69L50 68V66H48L49 68H47V71L50 69V70H52L51 72H52V75H51V72H50V75L48 74V72H47V74H45V75H47L46 76V78L47 79H51V76L52 77H54V75H57V76H55L54 78H53V82H55L54 84H56L57 85V81L58 80H61L62 78H64V76L63 75H61L60 76V73H61V71H60V69L63 71L64 70V72H65V70L67 69V72H65L66 74L69 72V65H72V67H70V68H72V70H73V68H74V70H75V68H76V71H79L78 73H77V75L78 76H81L83 79V81L82 80H80V78L78 77V79H76V80H79L78 82H83L82 84H80L79 86L81 87V85H84V82L85 81H87V77L89 76V78H92L91 76L93 75V78H92V82H94V84H99L98 86H100V85H102L103 84V80H104V82H105V80L106 79H108V78H106L107 77V73H109V75H108V77H109V79H110V81L108 82V85H109V83L112 81V83H113V85L110 83V85L111 86H113V87H115L116 88V85H117V90H115V91H111L112 90V87L111 86H109V87H111V90L109 89V88H107L108 87V85H107V89L110 91V92H114V94H115V92H117L118 93V91L121 89V92L119 91V94L120 95H122V96H117L116 94H115V96H116V98H121V100L122 101H124L125 100V102H126V100H127V104H126V106H128V109H126V106H125V104H124V106H125V110H123V102H120V101H117V99H115V96H114V94L112 95L111 93V95H112V99L111 100H113V97H114V100L113 101H111V100H109V102L111 101V105L110 104H108L109 102H107V106H108V108H106L105 107V105H104V103H106V102H104L105 101V99H104V103H102V101H99V100H101L100 99V96H101V98H102V100H103V97L105 96V93H103L105 90H106V88H105V86L104 85H106L107 84V81L105 82V84H103L102 86H104V88H105V90L103 89V87L102 86H100V87H97V90L100 88V90H99V93H101L99 96H98V91L95 93V94H97V99L96 100H94V98L93 97H91L90 95H91V92H93L92 90H96V86L94 85V88H93V84H92V82L90 83L91 84V87H90V85H88L89 86V88L91 89V91L90 92H88L89 93V95L87 94V93H85L84 95L87 97V96H89L90 97V99L91 100H93V102L94 103H89V97H83V100L84 99H86V100H82L81 99V95L83 96V92H86V91H84L83 89V91L82 90H80V87L78 86V84H76L77 86H78V88H77V86H73V87H71L70 86V84L69 83H67L66 81H65V83H64V80H65V78H64V80L62 81H58V85L62 88V87H64V89H65V92L66 93H64L62 90H64L63 88H62V92L64 93V95H66V99H67V95H68V93H69V91H71V96H70V98L72 97L73 98V96H72V92H73V90L72 89H70V90H68V88L69 87H71V88H75V90L77 89V92H73V94L75 95L76 93H77V95H79L78 97H77V95H75L76 96V101L75 100H71V99H69V97H68V100H66V99H64V101H65V103L63 102L62 103V105H61V102H59V103H57L56 104V102H55V104H53V102H51L52 103V106H51V104H50V100L52 99L51 97H52V95H50L52 92H53V84L52 85H49L48 87H46V91H43V88H41L42 89V93L43 94H41L40 95V88H38V87H36V88H38L39 90L37 91V89H35V87H34V89L32 90V88H33V86H29L28 85V87L27 86H25V84H28V83H23V86H25V88H27V89H25V88H21V86H22V84L20 85V88L17 86L18 84H20L21 83V81H23V82H26V80H25V78L28 80V81H30V79L31 78H33V77H31V75L30 74H33V73H31L32 72V70L34 71V69H33V66H34V68L35 67H37V68H35V71L34 72H38L39 70V72H43V70H44V67H42V70H41V68H39L38 66H35V65H33L32 67H31V65H29V61H26L27 59H32V57H33V53L31 52V51H33L34 49H32L31 51H29V53L31 52V57H29L30 56V54H29V56L27 55L28 54V52H26L25 53V56L23 55L24 54V51H26V49L23 51V49H24V47H26L27 48V51L28 50H30V49H28L29 47L31 48V46L33 47V45L31 44V42H30V38H31V40H32V38ZM38 36V37H37ZM48 36V37H47ZM108 36V37H107ZM109 36H111L110 38H109ZM160 36V39L158 38ZM172 36V37H171ZM190 36H191V38H190ZM209 36H213V37H215V38H213L212 37V40H211V38L209 37ZM217 36V37H216ZM220 36L222 37V39L220 38ZM226 36H229V37H226ZM20 37V38H19ZM76 37V38H75ZM85 37V38H84ZM149 37V38H148ZM171 37V38H170ZM177 37V38H176ZM188 37V38H187ZM231 37H232V40H233V38L235 37V42L234 41H232L231 40ZM29 38V39H28ZM39 38L42 40H39ZM46 38V39H45ZM111 39V40H109V39ZM133 38H134V40H133ZM182 38V39H181ZM184 38V39H183ZM216 38H217V40H220L221 39V41H217L216 40ZM225 38V40H224V42H223V39ZM228 40H227V39ZM74 39V40H73ZM124 39L126 40V41H124ZM130 39L131 40H133L131 43H130ZM150 39H152V40H150ZM153 39H156V40H153ZM174 39V40H173ZM186 39V40H185ZM190 39V40H189ZM205 39H206V41H205ZM207 39H209V40H207ZM20 40H22V41H20ZM29 40V41H28ZM48 40V41H47ZM80 40V41H79ZM127 40H129V42L127 41ZM172 40V41H171ZM175 40H176V42H175ZM178 40V41H177ZM213 40H215V41H213ZM231 40V41H230ZM24 41V42H23ZM28 41V42H27ZM39 41L41 42V43H39ZM44 41V42H43ZM54 41H56V43L54 42ZM77 41V42H76ZM109 41V42H108ZM135 41V42H134ZM141 42V44H140V42ZM150 41H151V43H150ZM161 43H160V42ZM180 41V42H179ZM184 41V42H183ZM196 41V42H195ZM203 41V42H202ZM204 41H205V44H204ZM228 41H229V43H228ZM24 43V45H31V46H24L23 44H22V47L20 46V44L21 43ZM46 42H47V46H46ZM148 42H149V44H148ZM167 42V43H166ZM170 42H171V44H170ZM201 44H200V43ZM206 42H207V44H206ZM211 42H212V44H214L215 43V45H213V47H212V44H211ZM218 42H221V43H218ZM230 42H231V44H230ZM239 42V43H238ZM9 43V44H8ZM29 43V44H28ZM56 45H55V44ZM137 43V44H136ZM144 43V44H143ZM158 43V44H157ZM162 44L163 43V46L161 45L160 46V44ZM177 43V44H176ZM198 43V44H197ZM216 43H217V46H216ZM17 44H19V45H17ZM52 44V45H51ZM146 44V45H145ZM174 44V46L172 47V45ZM183 44V46H181V45ZM208 44H211V48H214V51L215 52H212L213 50H211V48H210V45L209 46H205V45H208ZM221 44V45H220ZM234 44H235V46H234ZM133 45V46H132ZM140 45V46H139ZM145 45V46H144ZM155 45V46H154ZM168 45H170V47H168ZM197 45V46H196ZM201 45H204V46H201ZM4 46H5V48H4ZM17 46L19 47V49H17L16 50V48H17ZM24 46V47H23ZM36 46H37V44H36ZM48 46H49V49H48ZM151 46V47H150ZM178 46H179V48H178ZM201 46V47H200ZM222 46H223V48H222ZM3 47V48H2ZM148 47V48H147ZM153 48V50L152 49H150V48ZM181 47V48H180ZM215 47L217 48V51H216V49H215ZM20 48H23L22 50H20ZM45 48V49H44ZM139 48H141L140 50H139ZM144 48V49H143ZM146 48V49H145ZM156 48H157V50H156ZM161 48V49H160ZM164 48V49H163ZM169 48V49H168ZM203 48V50L201 51V53L203 52V53H205V50H206V54H203L202 56H201V58H199L200 57V55L199 54H201V53H198V50H199V52H200V50ZM208 48H209V50L210 51H208ZM221 50H220V49ZM232 48V49H231ZM12 49H13V51H12ZM58 49V50H57ZM218 49H219V52H218ZM14 50H16V52L17 51H19V53L17 52V53H15V51ZM47 50V51H46ZM53 50V51H52ZM61 50V51H60ZM93 51V53H88L89 51ZM171 50V51H170ZM174 50V51H173ZM11 51L13 52L12 54H10L11 53ZM51 51V52H50ZM71 51H73V52H71ZM148 51V53H146ZM155 51V52H154ZM159 51H161V55H160V53H159ZM163 51V52H162ZM164 51H165V53H164ZM176 51V52H175ZM222 51V54L220 53ZM10 52V53H9ZM21 52H22V55H23V57H22V60L21 61H18V64L20 65H15V64H17L16 62H17V58L18 59H21ZM55 52V53H54ZM96 52V53H95ZM107 52H108V54H107ZM111 52V53H110ZM184 52V53H183ZM210 52H211V55H213V58L214 59H216V60H218V54H220L219 55V62L217 61L216 62V60L212 63V64H203V63H208V61H209V59H208V61L206 62V61H203V58L206 60V57H208L209 56V54H210ZM218 54H217V53ZM150 53V54H149ZM157 53H159V56H158V54L156 55ZM162 53H163V55H164V57H166L165 58V60H167V62L165 61V60H162V58H160V57H162ZM168 53H170V54H168ZM207 53H209L208 55H207ZM216 53V55L214 56V54ZM112 54V55H111ZM136 54H137V56H136ZM138 54H140L139 56H138ZM142 54H144L145 56H144V58L146 59V55H148L147 56V59H148V61L149 62H152L154 59H156L155 57H157V59L156 60H154V62H153V64L154 65H156L157 63V65L156 66H154L153 67V64L151 63H149V62H147V60H145V63H144V61H140V59H143V55ZM171 54L173 55V56H171ZM196 56L197 54L199 55V59L197 58V56L196 57H194V55ZM17 55H18V57H17ZM43 55V54H42ZM55 55V56H54ZM67 55H68V57H67ZM71 55V56H70ZM89 56V58H88V56ZM92 55V56H91ZM97 55H98V57H97ZM116 55V56H115ZM134 55H135V57H134ZM151 55V56H150ZM169 55V56H168ZM176 55L178 56V58L176 57ZM180 55H181V57H180ZM205 55H206V57H205ZM233 55H234V59L236 60V53H234V54H232L231 56L233 57ZM26 56H27V58H26ZM45 56V55H44ZM45 56V57H46ZM91 56V57H90ZM100 56H101V58H100ZM111 56V58H109ZM115 56V57H114ZM120 56H121V53H120ZM170 56H171V58L173 57V59H172V61H170L171 60V58H170ZM204 56V57H203ZM217 56V57H216ZM29 57V58H28ZM65 57V58H64ZM92 57H94L93 58V60H89V59H92ZM112 57H114V59L112 58ZM125 57V56H124ZM130 57H132L133 59L135 58L136 60L138 59L139 60V63L140 64H138V60H137V65H136V68H137V70H133V68H135L134 66V64H133V60H131V63H129V65H128V62H126L127 61V58H128V61H130ZM151 57V58H150ZM163 57V58H164ZM175 57V58H174ZM69 58V59H68ZM96 58H97V60H96ZM98 58H100L101 60H102V63H100V59H99V61H98ZM154 58V59H153ZM176 58H177V60H176ZM179 58H181L180 60H182V59H184L183 61H186V63H183V61H181L180 62V64L182 65V64H184L183 65V69H185L184 67H186V70H185V72H184V75H185V78H187V76L189 77V79L190 80H188V79H185L184 78V75L182 74V72L183 71H181V69H182V66L180 67V65H178V68H179V70H178V68L176 67L177 65H176V63L178 64V61H179ZM195 58V59H194ZM252 58V59H251ZM34 59V58H33ZM48 59V58H47ZM49 59H48V63L46 64V66H45V69H46V67H47V65L49 64ZM74 59H75V62H74ZM76 59H79L78 60V62H77V60ZM86 59V60H85ZM90 61V64L88 63V60ZM113 59V60H112ZM160 59V60H159ZM169 59V60H168ZM186 59V60H185ZM250 59V61H248ZM258 60L257 58H253V55L250 57V58H245V59H241L240 61L239 60H236V62L233 60V62H235V68H234V70L235 69H237L236 71H238L239 72V70L240 69H242V70H244L245 71V73H246V75H247V69L249 68L250 69V71L248 72V75L249 74H251V77H249L248 75L246 76H244V77H248V78H251V79H249V83L251 84V82L250 81H253L252 82V86H253V89H252V94H253V97H255L254 96V94L256 95L261 89H262V87H261V85L260 84H262V79H261V75H260V73L258 72V71H260V70H258V69H263L264 67H263V63L264 62H262V61H260V62H258V61H256V60ZM64 60V61H63ZM136 60H135V62H136ZM158 60H159V62H161V63H159L158 62ZM162 60V61H161ZM173 60H174V64L176 65L175 67H174V65L172 64L173 63ZM175 60H176V62H175ZM190 60H191V63H193L192 65L189 63L190 62ZM200 60V61H199ZM203 62H202V61ZM221 60V61H220ZM74 62V63H71V64H69V62ZM85 61H87L86 62V64H85ZM94 61V63L92 64V62ZM96 61L97 62H99L100 64H101V66H100V64L99 63H97V65H99L100 66V70H101V72H103L104 74H103V76L101 77V75H102V73L99 71V66H98V69H94V68H92V65H94L95 64V66L97 67V65H96ZM107 61H109V63L107 62ZM170 61V62H169ZM193 61V62H192ZM199 61V62H198ZM237 61H239L238 62V64H237ZM65 62H67V65L68 66H65L66 65V63ZM83 62V63H82ZM107 62V63H106ZM148 64H147V63ZM162 62H163V64H162ZM166 62V63H165ZM169 62V63H168ZM240 62H242V63H240ZM245 62H246V65H245ZM249 62V63H248ZM258 62V63H257ZM65 63V65H63ZM75 63H76V65H77V63L79 64H81V66L83 65V67H78V65L76 66V67H73V65H75ZM121 63L123 64V66H121ZM124 63H126V65L124 66ZM168 63V64H167ZM218 63V64H217ZM244 63V64H243ZM91 66H89V65ZM92 64V65H91ZM108 64V65H107ZM113 64L115 65L116 63H114L113 62ZM133 66H132V65ZM159 64H160V67H159ZM164 64H166V68L165 69H167L168 71H172L171 70V67H173L172 69H173V74H175L174 75V77L172 78V80H171V82H173V79L174 78H176L175 76L177 75V78L176 79H178V84H179V87L180 86H182L183 84H181L182 82L181 81H179L180 79L183 81L184 79V81H186V83H188L189 84V82L190 81H193V83L191 82V84L193 85L194 84V82H197V80H198V82L200 83V85L202 84V82L204 83L205 82V84H207V82H210V83H212V85L210 84V83H208L207 85H199L201 88H200V90H199V92H200V94L198 95V94H195L194 96H193V98H192V96L190 97V98H188V91H186L187 92V99L185 100V101H183L185 98H186V95H184V94H186V93H184V92H181V93H183V94H181L180 93V91L182 90V91H184V89H183V86H182V89L181 88H179L178 87V89H176L177 87V80H175L176 82V86H175V83L173 82V84H172V86H171V83H169V81H170V79H171V77L173 76L172 74H171V76H170V74L168 73V76H167V78H165L166 77V74H167V70H165L164 68H162V66H164ZM169 64H171V65H169ZM194 64H195V67H193L194 66ZM216 64L220 67H218V66H216ZM229 64H230V62H229ZM85 65H87V67L85 66ZM106 65H107V68H106ZM138 65H140V66H138ZM142 65H143V67H144V69L145 70H147V67L146 66H149L148 68H150V65H152L151 66V68L150 69H148V72L147 71H145L144 69H142L141 70V67H142ZM146 65V66H145ZM162 65V66H161ZM173 65V66H172ZM207 65V66H206ZM208 65H210L209 67H208ZM244 65V66H243ZM27 66V67H26ZM64 66H65V68H64ZM85 66V67H84ZM117 66V65H116ZM127 66H129V67H132V69L130 68V71H129V67L127 68ZM168 66V67H167ZM214 66H216V68H215V71L217 72V73H211V71L210 70H212L213 68H214ZM238 66V67H237ZM248 66V67H247ZM261 66V67H260ZM24 67V68H23ZM28 67H30V68H28ZM68 67V68H67ZM77 67H78V70H77ZM95 67V68H96ZM108 67H110V68H108ZM113 67V68H112ZM140 67V68H139ZM153 67V68H152ZM192 67V68H191ZM207 67V68H206ZM212 67V69H210ZM240 67V68H239ZM257 67V68H256ZM22 68V69H25L26 68V70H20V69ZM91 68H92V70L94 69V71H95V74H92V72L91 71H88L89 69L91 70ZM116 68V67H115ZM127 68V69H126ZM170 68V69H169ZM218 68V69H217ZM245 68V69H244ZM252 68H255L254 70H256V72L254 71V74H253V71H252V73H250L251 72V69ZM12 69H14V70H12ZM86 71H85V70ZM88 69V70H87ZM106 69V70H105ZM139 69V70H138ZM158 69V71H156ZM161 69V70H160ZM164 69V70H163ZM176 69V70H175ZM182 69V70H183ZM187 69H188V71H187ZM193 69V70H192ZM197 69V70H196ZM207 69H209V70H207ZM217 69V70H216ZM239 69V70H238ZM248 69V70H249ZM12 70V71H11ZM17 70V71H16ZM49 70V71H50ZM110 70V71H109ZM123 70H125V71H123ZM128 70V71H127ZM133 70V71H132ZM175 70V71H174ZM241 70V72H244V71H242ZM258 70V71H257ZM13 71L15 72L14 73V78L13 77H11V79H10V76H12L13 75ZM19 71H23V73L22 72H19ZM27 71V74L25 73V72ZM85 71V74L83 73ZM93 71V72H94ZM97 71H99V72H97ZM117 71V70H116ZM161 71V72H160ZM165 71H166V73H165ZM190 71V72H189ZM207 71H210V81H209V77H207L208 75H206V73L205 72H207ZM247 71V72H246ZM19 72V73H18ZM88 72H90V73H88ZM107 72V73H106ZM128 72H130V73H128ZM141 72H142V75H143V80L141 79L142 77L141 76H139V75H141ZM155 72V73H154ZM178 72V73H177ZM180 72H181V74H180ZM192 72H193V74H192ZM197 72V73H196ZM213 72H214V70H213ZM218 72H219V74H218ZM16 73H17V75H16ZM24 73H25V75H24ZM29 73V74H28ZM86 73H87V75H86ZM96 73H97V75L100 73V76L98 75V79H96L95 78V81H93V79H94V77L96 76ZM112 73V74H111ZM144 73L145 74H147L146 76L144 75ZM161 73L164 75V79H161V81L159 82H157L156 80H159V77L158 76H160L161 75ZM225 72H223V73H221L220 75L221 76H223L222 74H224ZM244 73V74H245ZM256 73H259V77L257 76L256 77ZM19 74H20V77L21 78H19L18 79V77H19ZM23 74V77L21 76ZM62 74V73H61ZM82 74H84V76H82ZM138 74V75H137ZM153 74V75H152ZM159 74V75H158ZM204 74V75H203ZM212 74V75H211ZM27 75V76H26ZM86 75V76H85ZM95 75V76H94ZM123 75H124V77H123ZM133 75V76H132ZM135 75V76H134ZM151 75V76H150ZM162 75V76H163ZM179 75V76H178ZM195 75H196V78H194L195 77ZM219 75V76H220ZM224 75H228V72H226ZM18 76V77H17ZM29 76V77H28ZM58 76H60V77H58ZM104 76H106V77H104ZM148 76H149V78H148ZM181 76V78L179 79V77ZM191 76H192V78H193V80L191 79ZM253 76L254 77H256L255 79L253 78ZM8 77H9V79H8ZM25 77V78H24ZM31 77V78H30ZM56 77H58V79H56V81H55V78ZM77 77V76H76ZM99 77H101V78H99ZM103 77L105 78V79H103ZM117 77V78H116ZM123 77V78H122ZM132 77H134L133 79H132ZM136 77H137V79H136ZM161 77V76H160ZM170 77V78H169ZM198 77V78H197ZM3 80H2V79ZM13 78V79H12ZM18 80H17V79ZM23 78H24V80H23ZM30 78V79H29ZM61 78V79H60ZM86 78V79H85ZM112 78V79H111ZM150 78H151V82H153L152 83V86H153V92H154V90H155V88H157L156 90H155V94H157L159 91H161V92H159V95L158 96H155V94L154 93H152L151 92V90H152V88H150L149 90L148 89H146V91H145V93H144V89L145 88H147V86H148V88L149 87H152L151 86V82L149 81L150 80ZM152 78H154V79H152ZM253 78V79H252ZM259 78H260V80H259ZM8 79V80H7ZM14 79H16L17 80V84L15 83V80ZM21 79V80H20ZM49 79V80H50ZM84 79H85V81H84ZM102 81H101V80ZM108 79V80H109ZM123 79V80H122ZM129 79L131 80L128 84H130L131 82H132V80H133V82L130 84V85H132V87L131 86H126L125 84H127V80L129 81ZM139 79V80H138ZM145 79H147V80H145ZM149 79V80H148ZM195 79V80H194ZM197 79V80H196ZM203 79V80H202ZM211 79H212V82H211ZM12 80L14 81V82H12ZM75 79L73 80V82H77ZM118 80H122L121 82L120 81H118ZM138 80V81H137ZM141 80L143 81V83L141 82ZM145 80V81H144ZM153 80V81H152ZM155 80V81H154ZM205 80H208L207 82L205 81ZM19 81H20V83H19ZM88 81H91V79H88ZM98 83H97V82ZM100 81V82H99ZM116 81V82H115ZM140 81V84H141V86H140V84L138 83ZM188 81V82H187ZM11 82L13 83V84H15L14 86H13V88L12 87H10V86H12L13 84H11ZM61 82H63V84L64 85H62V83ZM96 82V83H95ZM123 82H124V84H123ZM136 82V83H135ZM146 82V83H145ZM164 82V83H163ZM198 82L195 84L197 87H198ZM213 82H215L214 84H213ZM261 82V83H260ZM60 83H61V85H60ZM87 83V82H86ZM89 83V82H88ZM134 83L135 84H137V86H135L134 85ZM157 83V84H156ZM163 83V84H162ZM165 83H168V85L166 86L165 85ZM30 84V83H29ZM66 84H67V86H66ZM142 84H143V87H142ZM159 84V85H158ZM188 84L184 87V88H186L185 90H187L188 88H190V86L189 87H187L188 86ZM210 84V85H209ZM31 85H32V83H31ZM34 85V84H33ZM68 85H69V87H68ZM87 85V84H86ZM119 85H122V86H119ZM124 85H125V87H124ZM156 85V86H155ZM163 85H165L164 87H163ZM190 85V84H189ZM191 85V86H192ZM55 86V85H54ZM138 86H140V87H138ZM159 87V91H158V87ZM163 87V88H161V87ZM170 86V87H169ZM211 86V87H210ZM256 86V89L254 88ZM9 87V88H8ZM30 87V88H29ZM84 87H85V90H86V86L84 85ZM129 87V88H128ZM137 87V88H136ZM142 87V88H141ZM167 87H168V91H170L171 89L173 90V92H172V90L170 91V92H172V94H174L176 97H174V99L175 100H177L176 98H178V103H177V105H179V103H184V104H187L188 106V108L186 107V105H185V107H186V109H187V111H188V113H187V115H186V113H183V112H179L180 110H181V108L180 109H178V108H176V110H175V108H174V111H173V109H171L170 110V107H168V105L169 104H167V102L168 103H170V101L171 100H173V99H170V96H171V98L174 96V95H172L170 92H168V94L166 93L167 92ZM175 87V88H174ZM194 87V85L192 86V88ZM197 87L195 88V89H197ZM261 87V89L260 90H258L259 88ZM17 88V90H19V91H17L16 90V92L14 91V89H16ZM48 88V89H47ZM55 88V87H54ZM83 88V87H82ZM89 88H87V90L89 89ZM125 90H124V89ZM130 88H132V89H130ZM135 88H136V90H135ZM192 88H190L189 89V92H191L192 91ZM209 88L211 89V90H209ZM252 88V87H251ZM7 89V90H6ZM23 89V90H22ZM32 90V91H30L29 92V90ZM49 89H51V91H49ZM114 89V88H113ZM124 91H123V90ZM128 91H127V90ZM133 89H134V92H133ZM140 89V90H139ZM161 89V90H160ZM163 89H164V91H163ZM181 89V90H180ZM195 89H193V90H195ZM199 89V88H198ZM255 89V90H254ZM21 90V91H20ZM102 90H103V92H102ZM138 90V91H137ZM143 90V91H142ZM165 90H166V92H165ZM204 90V91H203ZM218 90V91H217ZM2 91V92H1ZM7 91V93H6V95L7 96H5V92ZM10 93H9V92ZM35 91V92H34ZM36 91L38 92V93H36ZM47 91H49V92H47ZM101 91V92H100ZM127 91V93H125ZM158 91V92H157ZM216 91H217V93H216ZM224 91V90H223ZM24 92V94H23V98H22V93ZM26 92H28L27 93V95H26ZM32 92V93H31ZM48 94H47V93ZM51 92V93H50ZM108 92V91H107ZM133 92V93H132ZM137 92H138V94L139 95H136L137 94ZM157 92V93H156ZM165 92V93H164ZM176 92L178 93V94H176ZM257 92V93H256ZM8 93H9V95H8ZM12 93H15L14 95H13V98H12ZM34 93H35V96L36 97H34ZM45 93V94H44ZM50 93V94H49ZM79 93V94H78ZM80 93H82V94H80ZM129 93H130V95H132L133 96V99L135 100H133L132 99V96H130L129 95ZM150 93H151V95H150ZM160 93H163L162 95L164 96L165 95V99H164V97L163 96H161V94ZM214 93V94H213ZM216 93V94H215ZM222 93V91H220V94ZM18 94H21V95H19L18 96ZM29 94V95H28ZM38 94V95H37ZM104 94V95H103ZM107 94V93H106ZM109 94V93H108ZM107 94V95H108ZM143 94H146V96L145 95H143ZM251 94V95H252ZM11 95V97H9ZM16 95V96H15ZM32 95H33V97H32ZM40 95V96H39ZM123 95H124V97H126L124 100H123ZM126 95H128V97L126 96ZM141 95V96H140ZM166 95L169 97V99H168V97H166ZM182 95H184V96H182ZM218 95V96H217ZM17 96H18V98H19V100L17 99ZM28 96V97H27ZM45 96V97H44ZM47 96H48V98L50 97V99H49V102L48 103H46V99H47ZM92 96H93V93H92ZM103 96V97H102ZM110 96V95H109ZM137 96V97H136ZM161 96V98L159 99V97ZM0 98V100H3V98ZM8 98V100H7V98ZM30 97V98H29ZM131 97V98H130ZM139 97V101L137 102V98ZM158 97V98H157ZM163 97V98H162ZM183 97V98H182ZM219 97V98H218ZM5 98H6V100H5ZM12 98V99H11ZM16 98V99H15ZM29 98V99H28ZM46 98V99H45ZM99 98V99H98ZM120 98H119V100H120ZM141 98H142V102H141ZM151 98V99H150ZM157 98V99H156ZM216 98H217V101H216ZM236 98V101H238L239 99H237V97H235ZM22 99H23V101H22ZM30 99H32V100H30ZM75 99V98H74ZM77 99H80V103H81V101H82V103L81 104H79V102H78V104H77ZM132 99V102L131 101H129V100H131ZM146 99V100H145ZM149 99V100H148ZM183 99V100H182ZM12 100V101H11ZM37 100H38V102H37ZM41 100H43V101H41ZM69 100H70V105H74V103L76 104V108H75V110L73 109V107L74 106H69V104H68V102H69ZM117 101V103H116V101ZM145 100V101H144ZM159 100V101H158ZM160 100H162L161 102H160ZM168 100H170V101H168ZM179 100H181V101H183V102H179ZM17 101H18V103H17ZM31 101H32V103H31ZM45 101V102H44ZM67 101V102H66ZM72 101L74 102V103H72ZM97 101V103H99L100 102V105H101V107H102V109H104L105 110V112H104V110H102L101 109V107H100V105L99 104H95V102ZM22 102V103H21ZM33 102H34V104H33ZM40 102V103H39ZM87 102V103H86ZM113 102H115V104L113 103ZM130 102V103H129ZM133 102H134V104H133ZM154 102V103H153ZM164 102V103H163ZM166 102V103H165ZM185 102H187V103H185ZM221 102V103H220ZM37 105H36V104ZM39 103V104H38ZM44 103H45V107H41V106H44ZM84 103V104H83ZM112 103H113V105L114 106H112ZM159 103V104H158ZM164 105L165 104V107L164 106H162V104ZM219 103V104H218ZM8 104V103H7ZM7 104H5V106L7 105ZM8 104V105H9ZM28 104V103H27ZM33 104V105H32ZM41 104V106H39ZM49 104H50V106L51 107H53L54 108V106H55V108H57V109H54L53 110V115L50 113V107H49ZM68 104V105H67ZM94 104V105H93ZM117 104V105H116ZM140 104H142V106L143 107H145V110H143V107L141 106L140 107ZM144 104V105H143ZM152 104H154V105H152ZM161 104V105H160ZM183 104V105H184ZM215 104V105H214ZM7 105V106H8ZM31 105V107H28V106H30ZM34 105H36V106H34ZM64 105H65V108H66V105L70 108H72L73 109V111L72 110H69L68 111V114L67 115H69V113L71 114V115H73V113H74V116H70L69 115V117H72L70 120L69 119H67V117H66V113H67V109H66V111H65V108H64ZM80 105V107H78V109H77V106H79ZM83 105H85V107L83 106ZM86 105H87V107H86ZM92 105H93V107H92ZM98 105V106H97ZM148 105H149V107H148ZM158 105V106H157ZM190 105V106H189ZM217 105V106H216ZM33 106V107H32ZM38 106H39V108H38ZM47 106V107H46ZM56 106H62V107H60V114H58V107H56ZM94 106H95V108H97L98 109V107L100 108V109H98V110H96L95 111V108H94ZM116 106H121L120 108H122V110H120V108H119V112H117V110H118V107H117V110H115L116 109ZM152 106V107H151ZM215 106V107H214ZM12 107V106H11ZM49 107V108H48ZM104 107V108H103ZM110 107H112V110L114 111L115 110V113H114V115H113V112L111 111L110 112ZM130 107V108H129ZM184 107V106H183ZM5 108H8V107H5ZM33 108V109H32ZM40 110V112H41V116L39 115V114H37L38 113V110ZM41 108L43 109V110H47V112L46 111H43V113H42V111H41ZM47 108V109H46ZM53 108H51V109H53ZM61 108H62V110H61ZM70 108V109H71ZM79 108H80V110H79ZM134 108H135V110H134ZM164 108H166L167 109V111L164 109ZM63 109H64V111H65V114H64V112H62L63 111ZM130 109H131V111H130ZM161 109V110H160ZM163 109V110H162ZM182 109H184V108H182ZM35 112H34V111ZM79 111V113H80V115H78L79 113L77 112V111ZM93 110V111H92ZM130 111V114H129V111ZM27 111L25 112V115L27 114ZM49 111V112H48ZM52 111V110H51ZM76 111V112H75ZM91 111V112H90ZM94 111H95V113H94ZM123 111H124V114H123ZM126 111V112H125ZM127 111H128V115H127ZM143 111V112H142ZM145 111H146V113H145ZM153 111V112H152ZM169 111H172V112H170L169 113ZM187 111H185V112H187ZM39 112V113H40ZM152 112V113H151ZM165 112H168L167 114L165 113ZM175 112V115H173V113ZM6 113H7V111H5V115H6ZM34 113H36L35 114V116H33V114ZM48 113H50V115L47 114ZM55 113L56 114H58L59 115V117L60 118H65V119H63V120H61V119H58V120H56V122H55V117H56V119L57 118H59L58 116H56L55 115ZM61 113H62V115H61ZM77 113V114H76ZM83 113V114H82ZM93 113V114H92ZM96 113H98V115L101 117V118H98L99 116H96L95 117V115H96ZM100 113V114H99ZM112 113V114H111ZM117 113V114H116ZM120 115H119V114ZM126 113V114H125ZM150 115V117H149V115ZM172 113V114H171ZM30 114V115H31ZM44 114H45V117L47 116L48 118L46 119H44ZM107 114V115H108ZM122 114V115H121ZM147 114V115H146ZM160 114V115H159ZM165 114V115H164ZM169 114V115H168ZM7 115H9L8 113H7ZM6 115V116H7ZM78 116V122L79 123H81V124H77L76 122H77V116ZM93 115V116H92ZM10 116V115H9ZM9 116H7V120H6V117H4V119L8 122V119H9ZM26 116H29V113L26 115ZM41 117V119H40V117ZM52 116V117H51ZM53 116H55L54 117V119H53ZM65 116V117H64ZM80 116H81V118L82 119H80ZM94 117V118H92V117ZM109 116V115H108ZM147 116V117H146ZM160 116V117H159ZM170 116H173V118L172 117H170ZM11 117V116H10ZM13 117V116H12ZM15 117V116H14ZM31 117V116H30ZM35 117H36V121H35ZM51 117V118H50ZM157 117H159V119L157 118ZM207 117V118H206ZM38 118H39V122H38ZM75 118H76V121H75ZM96 118H97V120H96ZM170 118V119H169ZM206 118V119H205ZM49 119H51V121L49 120ZM52 119H53V123H52ZM86 119V120H85ZM11 120H13V118H10V120H9V124L10 123H14V121H12L11 122ZM81 120L82 121H85L84 123L83 122H81ZM117 120V121H116ZM154 122H153V121ZM41 121V122H40ZM49 121V122H48ZM62 123H61V122ZM74 121H75V124H74ZM99 121V122H98ZM152 121V122H151ZM36 122V123H35ZM60 122V123H59ZM72 122V123H71ZM89 122V123H88ZM56 123H57V127H56ZM58 123H59V125H62L61 127L58 125ZM86 123H87V125H86ZM94 123V124H93ZM96 123V124H95ZM118 123V124H117ZM39 124H42V125H39ZM53 124H55V125H53ZM69 124V125H70ZM109 124V126H111V124L110 123H108ZM146 124L148 125V127H149V129L151 130V131H148V130H146L147 129V126H146ZM182 124V125H181ZM2 125L3 126H5V124H3V123H1L0 124V126L2 127ZM39 125V126H38ZM68 125V126H69ZM70 125V126H71ZM97 125V126H96ZM150 125V126H149ZM28 126V125H27ZM27 126H25L26 127V130H27ZM54 127V129H53V127ZM59 126V127H58ZM109 126H107V128H106V131H107V137L109 138V140L111 141V139L113 140V139H116V137H118L119 135H117V133H116V130L115 131H113L112 132V126H111V130H109L108 131V128L110 129V127ZM205 126H206V128H205ZM7 127V128H6ZM6 127H5V131H6V129H8V125H6ZM25 127H23L24 128V130H25ZM31 127V126H30ZM29 126H28V129L30 130V135L29 134H27V132L29 131V130H25L26 132L24 133V134H27L28 136H30L29 137V142H28V140H27V142H26V146L24 147V146H22L23 145V143H25V140L24 139H26V136H25V138L24 137H22V135H24V134H22L21 133V131H23V129L21 128V130H19L18 131V129L16 128H13V130H11L10 131V128L12 129V127H9V129L5 132L3 129V127H2V129L0 130V134L2 135V137H0V139L2 140L3 139V137L5 136V134H6V138H7V140H5V138H4V142L2 141V142H0V148L2 149V147H3V150L5 151V149H6V151L4 152V153H6L5 155H7L8 156V154L11 152V154L12 153H14V152H16V149H19V153H21V155H23V152L24 153H26V149H27V154H28V149H29V152H30V147H31V144H34V141L33 140H35V138L36 137H31L32 136V134H33V132L31 133V128H30ZM56 127V128H55ZM95 127H97L98 128V130H96L95 129ZM145 127H146V129H145ZM63 128H65V126L63 127ZM66 128H67V126H66ZM180 128H181V130H180ZM56 129V130H55ZM88 129V130H87ZM184 129V130H183ZM15 130H17V132L15 131ZM87 130V131H86ZM90 130V131H89ZM93 130V131H92ZM119 130L121 131V129H118L117 130V132L119 133ZM153 130H154V132H156L155 133V139H154V132H153ZM203 130V131H202ZM2 131H3V133L5 132V134H3L2 133ZM13 131H15L16 133H14ZM94 131H97V133H95ZM112 132V134H113V137H112V134H111V138H110V135H108V133L110 134L111 132ZM186 131V132H185ZM11 132L13 133L12 134V137L9 135V133L11 134ZM81 132H82V134H81ZM86 132V133H85ZM89 132V133H88ZM99 132V133H98ZM115 132V133H114ZM183 132V133H182ZM185 132V133H184ZM17 133H19V134H17ZM84 133V134H83ZM90 134H91V136L92 135H95V136H90ZM171 134V135H170ZM182 134H184V139H183V135ZM0 135V136H1ZM19 135H20V137H21V139H20V137H19ZM115 135V136H114ZM117 135V136H116ZM148 135V136H147ZM177 135V136H176ZM14 136V137H13ZM17 136V137H16ZM80 136H79V138H80ZM87 136V137H86ZM99 136V135H98ZM141 136H142V133H141ZM153 136V137H152ZM157 136H158V138H157ZM165 136V137H164ZM170 136L172 137V139H173V143H172V145H171V140H170ZM176 136V137H175ZM191 136V137H190ZM202 136V139L200 138ZM11 138V139H9V138ZM119 137H121V135L119 136ZM119 137L117 138V139H119ZM187 137V138H186ZM190 137V138H189ZM197 137V138H196ZM204 137V138H203ZM22 138H23V140H22ZM30 138H31V140H30ZM33 138V139H32ZM91 138H93V141L95 142H93V144H92V139ZM148 138H150L149 140H148ZM168 138H169V142L167 141L168 140ZM189 138V140L190 141H185V139L187 140ZM197 139L196 140V142H194V140L195 139ZM12 139H13V141H12ZM27 139H28V137H27ZM91 139V140H90ZM99 139H101V137L99 138ZM116 139V140H117ZM157 139V140H156ZM160 139V140H159ZM193 140V142H192V140ZM14 140H15V143H14ZM23 141V143H21V141ZM81 140V139H80ZM86 140H87V142H86ZM90 140V141H89ZM164 140V141H163ZM165 140H166V143H168V144H166L165 143ZM183 140V141H182ZM10 141V142H9ZM17 141H18V143H17ZM96 141H99L97 138H96ZM144 142H146L145 140H143ZM159 141H161L160 143H159ZM9 144H7V143ZM89 142H91V143H89ZM164 143V146H163V143ZM189 142V143H188ZM191 142V143H190ZM3 143H5L4 145H3ZM11 143H14L15 144V147H17V148H14L13 147V145L14 144H11ZM22 144L21 145V147H19L18 145H20V144ZM85 143V144H84ZM113 143V142H112ZM111 143V144H112ZM157 143H159V144H157ZM183 143V144H182ZM200 143H201V147H200ZM1 144H2V147H1ZM16 144H17V146H16ZM88 144V145H87ZM115 144H116V141H114V144H112V146L111 145H109V148H111V151H113L114 152V155H116L117 156V154L120 152V151H118V150H120V147H121V150L123 149V147H124V145H125V148H126V145L127 144H123V146H122V144H121V146L119 145V143H117L116 144V146H115ZM147 144V143H146ZM182 144V145H181ZM197 144V145H196ZM7 145V146H6ZM10 145H12L11 147L12 148H14V149H12L11 147H9V153L7 152L8 151V146H10ZM151 145L153 146L152 148H151ZM158 147H157V146ZM163 146V147H161L160 148V146ZM170 145V146H169ZM193 145H194V147H193ZM28 146V147H27ZM87 147V149H86V147ZM89 146V147H88ZM118 146V147H117ZM167 146V147H166ZM169 146V147H168ZM173 146V147H172ZM27 147V148H26ZM93 147V148H92ZM113 147V148H112ZM116 147V148H115ZM171 147V148H170ZM190 147V148H189ZM202 147H204L203 149H202ZM23 148H25V149H23ZM89 148H90V151H89ZM92 148V149H91ZM187 148H188V150H187ZM198 148H199V150H198ZM95 149H96V147H95ZM116 149V150H115ZM163 149V150H164ZM170 149V150H169ZM195 149H197V153H196V150ZM13 150V151H12ZM23 150V151H22ZM77 150V149H76ZM85 152H83V151ZM88 150V151H87ZM20 151H22V152H20ZM87 151V152H86ZM193 151V152H192ZM195 151V152H194ZM18 152V151H17ZM78 152V153H77ZM118 152V153H117ZM169 152V153H170ZM19 153H17V154H15V155H17V157L15 158L14 157V154L11 156V154H9L10 155V159H12L13 161H15L16 159H18L20 156H18V154ZM72 153V152H71ZM80 153V154H79ZM82 153H83V155H82ZM94 153V154H93ZM27 154H24L25 156L24 157H26V155ZM84 154H88V155H86V157L84 156ZM20 155V154H19ZM82 155V156H81ZM119 155V154H118ZM193 155V156H194ZM143 156V155H142ZM140 156L135 162H133V163H135L138 167L140 166V165H138L137 163H138V161H139V163L141 164L142 162H141V160H146L145 159V157L143 156ZM14 157V158H13ZM76 157V158H75ZM118 158H119V156H118ZM195 158H197V157H195ZM199 158V157H198ZM197 158V160H198V162H196V160H195V163H194V165L196 164V163H199V161L201 162V158L200 159H198ZM15 159V160H14ZM80 159V160H79ZM88 159H89V163H88ZM76 160V161H75ZM79 160V161H78ZM191 160V159H190ZM71 161H69V163H71ZM189 161V160H188ZM6 162V161H5ZM78 162V163H77ZM88 163V164H87ZM84 164V165H83ZM134 164V166H136ZM76 166V167H75ZM75 167V168H74ZM89 171V170H88ZM132 175H134L133 174V172L131 173ZM65 178V181L67 182V183H71V180H68L67 179V177L66 176H64ZM74 177V176H73ZM28 178L31 180V177L30 176H28ZM27 178V179H28ZM68 180V181H67ZM70 181V182H69ZM113 233V236H117V230L115 231V229H114V232H112ZM110 235H112V234H110ZM120 240V238L119 239H117V241H119ZM110 242H113V244H114V242H116V241H111L110 240ZM123 242V241H122ZM215 264H228L227 263V261H225V259H223V258H216L215 259Z\"/></svg>",
  "mask_w": 264,
  "mask_h": 264
}]
</instances>
